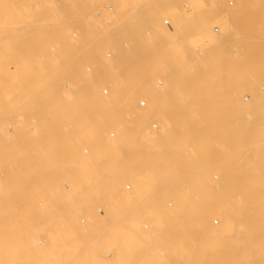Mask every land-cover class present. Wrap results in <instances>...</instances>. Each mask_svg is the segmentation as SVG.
<instances>
[{"label":"rangeland","instance_id":"1","mask_svg":"<svg viewBox=\"0 0 264 264\" xmlns=\"http://www.w3.org/2000/svg\"><path fill=\"white\" fill-rule=\"evenodd\" d=\"M61 1V3H57L58 5H63V7H64V4H65V1L63 0V2H64V4H62V0H60ZM83 1H86V3L85 2H83ZM116 1V2H115ZM131 1L132 0H67L66 2H67V4H68V8L66 7V11L68 12L69 10H70V13H71V17H69V19H68V17H66L65 18V21H66V23L64 22V27H63V30L64 29H66V30H64V33L66 34H62V35H64L63 37L61 36V38H59V40L58 39H55L56 37H57V31H55V29H58V28H62V27H52V24H54L53 22H52V20L54 21V18L52 17V16H54V13H55V11H54V13H53V9H55L56 10V8H58V7H54L53 6V4H55L54 2H55V0H1L0 1V11H2L0 14H2V13H4L3 14V16H1L2 18L4 17V19H0V24H3V25H0L1 27V29L3 30V31H5L4 33H2L3 35H1L0 37L2 38V36H3V39H1V41H0V49L3 51V52H5V51H10L11 53L13 52V55L15 56H13L14 57V59H11L10 61H11V63H12V68H11V70H12V72H15V70L19 73L18 75H17V72H15V74L14 73H12L11 72V74L10 75H8V76H1L0 75V84L2 85V86H0V128H1V130L3 131L2 133H4L3 135L1 134V132H0V140L2 141H0L1 143H0V150H2V152L0 153V155L2 156V154H4L6 151V153L4 154V155H6V156H8V159H3V160H6L7 161V163H9V159L11 160V162H12V159H13V162H12V164L13 165H11V167H10V169L12 168V166L13 167H15V168H18V169H16L15 170V172L13 171V169L11 170V172L9 173V168H8V170H6V167H4V169H1L0 168V177H1V180H4V182H1L0 181V183H1V185H0V195H1V197H0V199H1V201H0V204H2V205H0V214H2L1 216H0V221H1V223H5L8 227H10V229H12V228H16V227H20V226H22V225H26L27 223V225H31L30 227L29 226H26L27 228H29V230H27L26 231V229H23V230H25V232L24 233H22L21 231H20V235H16V241H13L11 238L13 237L12 235H10V234H6L5 236H4V240L7 242L6 243V248H5V250L7 251L8 249H10L11 247H10V245L8 246V244H16L18 247H20V248H18L20 251H30V250H39V249H32V248H36L37 247V245H36V243L37 242H46V241H49V238H47L46 236H48L47 235V233L49 232L50 234H52L53 235V233H54V235H56V234H58L57 236H61L58 232H57V230H55V231H52V230H50L49 231V227H50V225L48 226V224L47 223H50V221L48 220V218H47V216H45V215H49V214H53L54 215V213L52 212V213H49V212H47V211H50V210H52L50 207L52 206V208H53V205H51V203L53 204V203H55V201H53V200H50V201H48V198H44V199H46V200H44L42 197L43 196H39V194L37 195V196H39L41 199H43V201L41 200V201H39V198H38V201L36 200V199H34L35 198V195L38 193V191L36 190L37 189V183L39 182V181H41V179L43 180V178H47V175H48V178L46 179V181H45V179L43 180V181H45V183H42L43 184V186H44V189L46 188V190L47 191H42L43 190V187L42 186H40L41 184H40V182H39V184L40 185H38V186H40V188L42 187V189H40V188H38V190H39V192L41 193V194H44V193H54V195L55 196H58V198H60V199H64V196L66 197V195L67 194H65V193H68V191L70 192V193H68V195L67 196H69V198H71L70 196L72 195L71 193L73 192H75L76 194L78 193H80L82 190H75L74 188H76V189H83L84 187H86V186H89L88 185V183H87V180H86V169L87 168H85V160L87 159H85V156H86V154H87V151H86V149L87 148H89V146H91V145H88L87 144V141L89 140L88 138L90 137L89 136V134L88 133H86L85 131V134H84V136L87 134V136H89V137H87L86 138V136H85V138L87 139V141H86V139L83 137H80V136H83V134H81L80 135V129L82 130H85L84 128H85V126H84V123H85V117H86V112L88 113V112H90L89 110L91 109V112L93 113L94 112V114L95 115H97V117H98V121H97V126H98V128L100 129V131H102V133L103 134H105V136L102 134H99V138H100V142L101 143H98L99 145L100 144H102V146L100 145L96 150H95V153L97 152V154H98V151H99V156L98 155H96L95 156V159L94 160H96V159H98V161L100 162V161H108L109 159V161H113L114 159L115 160H117L116 159V157L117 156H120V153H118L117 154V150H116V147L119 149H123V147L125 146V148H124V150H122V151H125V150H127L128 151V146H130V145H126L127 143H125L124 144V146H123V144H121L122 143V141L123 140H125V136L122 138V136H123V133L122 132H124L125 130H126V128H125V130L123 131V129H124V127H125V125L123 126V123H124V121H125V123H126V118H123V116L122 115H120V112H121V109L120 110H117V108H115V105L114 106H111V108H107V106H102V104L100 105V106H102L103 108L105 107V108H107L106 110H104L102 107L100 108V106L98 105V107L96 106V108H98L97 109V111H96V109L95 110H93L92 111V108H89L88 106H90V105H87L86 104V94H93V95H99L100 97H102L103 95H105V93L107 94V92H104L105 90V88L104 87H106V86H104L103 84H101V88H100V91H96V89L93 87V85H92V83H93V79H91V78H89L90 77V74L88 75V73L85 71L84 72V67H85V65H86V61L84 62V60H82L83 58L86 60V53L89 51V48H90V50H92V49H98L97 51H100V55H101V57L103 58V61L104 62H106L107 64H106V66L109 64V63H112L111 65L112 66H115L114 65V63L116 64L118 61H119V59H118V57H116V53H114L115 51H114V49L116 50V48L118 47H116V45L118 44V38H119V36H120V31H122V33H123V30L121 29V27H117L118 25H116V23H115V21H111L110 19H106V16H102L101 18H103V19H101L99 16H101V13L102 12H106V13H108L109 12V10H110V12L109 13H112L111 11H113L114 10V12L113 13H115L116 11H120L123 7H127L128 9H130V5H132L133 3H136L138 0H134V1H132V3H131ZM140 1H142V0H139L138 2H140ZM183 1V0H182ZM218 3H220V5H221V8H220V14H219V16H217L212 22H211V27H209V37H208V39L205 41V42H203L202 44H198V43H187V44H185L186 46H185V48H182V49H184L183 51L185 52L184 53V59H182L180 62H179V60H177V61H175V59L174 60H172V55H170L171 57H170V59H169V56L167 57V59L165 60H159V61H162V62H164L165 63V65H167V66H165L164 65V63H162L160 66H159V64H160V62L159 61H156L155 63H153L152 65H151V67H154V68H151V67H149L148 68V70H147V73L148 74H151V80L150 81H152L151 83H152V85H154L153 83H155V86L157 87V88H160V89H162V90H166V89H168V93L169 92H171V91H173L174 89H173V83H174V81H177L178 83L180 82V76L181 75H186L188 78H189V81L191 82V85H193L194 86V88H193V90H194V95H193V97H194V99H198V101L199 102H197V105H199L198 107L199 108H201L202 110H195L194 111V115H192V122L194 123V125H195V129H193V131H192V135L190 136V137H188V138H186V139H183V137H179V139L178 140H174L173 141V146L178 150V152L177 153H180V154H182V156H181V161H182V163H183V165H184V167H183V165L182 166H180V168L179 169H177L174 173H171V176L172 177H170V179L174 182V183H168L169 185H171V186H173V187H178V188H180V187H186V190L187 191H184L185 193H187L188 192V190H190V189H188L187 187H191V189L194 187H208V188H210V189H212V192L214 193L213 194V201L214 202H216V204L214 203L213 205H212V207H211V210H214V211H211V210H209V213H213V215L211 214V217L208 215V220L210 219V222H207L208 220L205 218V222H203V224L202 225H205L204 223H212V224H214L213 226H212V224H207L208 225V228H209V226L212 228H219V227H228L229 228V230H228V235H229V239L231 240V237L233 236V235H235L234 237H235V241H237V242H240V240L242 241V239H241V237H242V232L240 233V231L239 230H241L242 231V226H243V224H245V221H244V218H245V214H246V212L248 213V211H250L248 214H254L255 212H258L259 211V206H257V202L259 201V199H260V201L258 202V204L260 203V202H262V199H264V193H263V189H264V180H262V179H264V26H263V24L260 22V21H257V19H258V16H257V11L256 12H254V8H256L257 7V5H264V0H236L237 1V3L234 5V6H230L229 5V1L230 0H216ZM59 2V1H58ZM90 2V3H89ZM110 2V3H109ZM124 3L125 5H123V6H121V3ZM127 2V3H126ZM180 2V3H179ZM53 3V4H52ZM77 3V4H76ZM93 3V4H92ZM95 3V4H94ZM105 3V4H104ZM109 3V4H108ZM120 3V4H119ZM24 4H25V6H24ZM57 4H55V6H58ZM71 4V5H70ZM89 4H90V6H92L91 8H90V6H89ZM116 4V5H115ZM177 4H179V7L180 8H182L181 6H180V4H181V1L179 0L178 1V3ZM70 5V6H69ZM104 5H106V6H104ZM118 5H120V6H118ZM222 5L224 6V7H222ZM238 5V6H237ZM53 6V7H52ZM113 6V7H112ZM117 6H118V8H117ZM236 6H237V8H236ZM2 7V8H1ZM82 7V8H81ZM83 7L85 8V9H83ZM120 7H121V9H120ZM60 8H61V6H60ZM101 8V9H100ZM112 8H114L113 10H112ZM253 8V9H252ZM119 9V10H118ZM124 9H126V8H124ZM252 9V10H251ZM6 10V13L4 12ZM47 12H46V11ZM91 10V11H90ZM96 10V11H95ZM98 10V11H97ZM116 10V11H115ZM9 11V12H8ZM23 11H25L26 12V14H25V12H24V14H22V12ZM40 11V12H39ZM49 11V12H48ZM101 11V12H100ZM20 12H21V14H20ZM38 12L40 13V15L38 14ZM42 12H44V14L42 13ZM51 12H52V14H51ZM93 12V13H92ZM95 12H98L100 15H97L96 16V14H94ZM105 12L103 13L104 15H105ZM164 12H166V11H164ZM164 12H162V14L164 13ZM10 13V14H9ZM14 13V14H13ZM15 13H16V15H15ZM17 13H19V14H17ZM42 13V14H41ZM47 13V14H46ZM69 13V12H68ZM72 13L74 14V15H72ZM77 13V15H83L82 17L80 16V18L77 16V15H75ZM107 14V15H109L110 16V14ZM112 13V14H113ZM169 13H170V11H169ZM168 13V11H167V14L166 13H164V17H162L163 19H168L169 17H171L170 16V14ZM222 13H223V15H227V14H230L228 17H231V16H233V18L235 17V19L237 20V21H239V22H245V21H250V24H251V27H230L229 25V27H224V25H226L227 23H226V21H225V17H223V16H221L222 15ZM253 13V14H252ZM28 14V15H27ZM94 16H93V15ZM102 14V15H103ZM169 14V15H168ZM239 14V15H238ZM249 16H248V15ZM9 15V16H8ZM17 15H19V19H18V16ZM24 15H26V16H28V17H25ZM29 15H31L32 17L30 18V16ZM48 15V16H47ZM86 15H87V17H86ZM91 15V16H90ZM167 15H168V17H167ZM241 15V16H240ZM7 16V17H6ZM41 16V17H40ZM44 16V17H43ZM92 16L93 17H98V18H100L99 19V21H98V18L96 19H92ZM23 17V18H22ZM25 17V18H24ZM49 17L51 18H53L51 21H50V19H49ZM74 17V18H73ZM77 17V18H76ZM242 17V18H241ZM6 18H8V21L9 22H7V20H6ZM20 18H21V20H20ZM43 18V19H42ZM82 18H84V19H86V20H84V19H82ZM87 18H89V22L87 21ZM240 18V19H239ZM25 19V20H24ZM71 19V20H70ZM74 19L76 20V19H81V20H78V21H83V23H81V22H79L78 23V21L76 20V22L74 21ZM256 19V21H254V20ZM69 20H70V22L71 21H73V23L71 22H69ZM94 20V21H93ZM101 20V21H100ZM107 20V21H106ZM170 20V19H169ZM240 20H242V21H240ZM253 20V21H252ZM1 21H3V23L1 22ZM18 21H19V23H18ZM23 21V22H22ZM48 21V22H47ZM91 21H93V23L91 22ZM96 21V22H95ZM5 22H6V24H5ZM42 22H43V24H42ZM49 22H51V24L49 23ZM85 22H87V23H85ZM90 22H91V24H90ZM99 22V23H98ZM101 22V23H100ZM107 22V24H105ZM113 23V25L115 26V27H113V25H111L112 23ZM9 23V24H8ZM11 23H13V25L11 24ZM31 23H33V26H32V24ZM44 25V27L41 25ZM78 25H76V24ZM80 23H81V25L83 24V25H85V27L84 26H80ZM97 23V24H96ZM104 23V24H103ZM109 23V24H108ZM170 23H171V21H170ZM20 24V25H19ZM21 24L23 25V31L25 30V32H24V35H23V37H24V39L23 38H21V36L19 35V33H20V29H21ZM49 26H48V25ZM69 24H70V26H69ZM118 24V23H117ZM172 24V23H171ZM246 24V23H245ZM255 24V25H254ZM31 25V26H30ZM39 25H41V26H39ZM88 25V26H87ZM107 25V26H106ZM260 25H262L261 27H260ZM2 26H4V27H7L6 29L8 30V31H6V30H4L5 28H2ZM33 28V31L34 30H38V32L41 34V29L40 28H42L43 29V31L45 32L46 31V35H40V37H42L43 38V40L42 41H39L38 43H35L34 44V42L32 43L31 42V40H28L27 38H29V39H31L32 37H31V35H30V37L28 36L29 35V32H32V30H31V28ZM37 28H36V27ZM80 26V27H79ZM93 26H95L94 27V29H93ZM171 26V25H170ZM218 26V28L220 29V32L219 33H216V32H214V27H217ZM253 26V27H252ZM9 27V28H8ZM14 29H13V28ZM18 27H20V28H18ZM29 27L30 28V30H29V28L27 29V28ZM83 27V28H82ZM89 27V28H88ZM90 27H92L91 29H92V32L94 31V34H95V36L92 34V32H89V31H91L90 30ZM108 27V28H107ZM17 28V29H16ZM45 28V29H44ZM49 28H50V30L52 31V32H50V30H49ZM85 28V29H84ZM113 28V29H112ZM119 28H120V30H119ZM144 28V27H143ZM169 27H167L166 28V30H168V31H170V30H176V29H178V28H180V27H170L169 29H168ZM261 28V29H260ZM1 29H0V32H1ZM9 29H11V30H9ZM19 29V30H18ZM28 31H27V30ZM40 29V30H39ZM46 29H48V30H46ZM54 29V30H53ZM87 29H89L88 30V33L90 34H88L87 33ZM146 29V28H145ZM145 29L143 30V33L145 32ZM212 31H211V30ZM19 31V33H18V31ZM22 30V29H21ZM62 30V29H61ZM59 31V32H62V31ZM86 31V33H85V31ZM119 30V31H118ZM165 30V29H164ZM173 30V31H174ZM261 30H262V33H261ZM10 31V32H9ZM43 31H42V33H43ZM97 31V32H96ZM113 31V32H112ZM118 31V32H117ZM250 31H251V33H250ZM22 32V31H21ZM50 32V33H49ZM55 32H56V34H55ZM77 32V33H76ZM112 34H111V33ZM116 32V33H115ZM254 32V33H253ZM74 33H76L77 35L76 36H74L75 34ZM82 33V34H81ZM113 33H115V35L117 34V36L118 37H114L113 36ZM120 33V34H119ZM254 35H253V34ZM38 34V33H37ZM44 34V33H43ZM52 34V35H51ZM53 34L54 35H56V37L54 38V36H53ZM79 34V35H78ZM84 34V35H83ZM112 35V36H110V35ZM212 34V35H211ZM259 34V35H258ZM5 35V36H4ZM9 35V36H8ZM39 35V34H38ZM94 36V38H93V36ZM145 35V36H144ZM144 35H142L143 36V40H147L146 38H148V36L144 33ZM243 35H245V36H243ZM248 35V36H247ZM35 36H36V33H35ZM35 36H33V39H34V37ZM44 36V37H43ZM59 36V35H58ZM82 36H84V37H82ZM86 36V37H85ZM92 36V37H91ZM98 36V37H97ZM102 36L104 37V39L102 38ZM243 36V37H242ZM259 36V37H258ZM6 37V38H5ZM26 37V38H25ZM39 36H37V37H35L36 39L38 38ZM48 37H50V38H48ZM74 37V38H73ZM76 37H78V39L76 38ZM100 37V38H99ZM42 38H39L40 40L42 39ZM52 38H54V39H52ZM65 38V39H64ZM83 38V39H82ZM90 38V39H89ZM107 38V39H106ZM111 38H112V41H111ZM145 38V39H144ZM251 38V39H250ZM257 38H259V39H257ZM21 39V40H20ZM75 39V40H74ZM81 39L82 40H85L86 42L84 43L83 42V45L85 44V47L84 48H86V46H87V48H88V51H87V48L85 49L86 51L84 52V50L81 48V47H83L82 46V41H81ZM87 39V40H86ZM94 39V40H93ZM97 39V40H96ZM99 39V40H98ZM102 39V40H101ZM114 39V40H113ZM260 39H263V41L261 40L260 41ZM77 40V41H76ZM101 40V41H100ZM259 40V41H258ZM37 41H38V39H37ZM62 41V42H61ZM88 41V42H87ZM93 41H95V42H93ZM115 41V42H114ZM208 41V42H207ZM25 42V43H24ZM109 42V43H108ZM28 43H31V44H28ZM41 43V44H40ZM53 43V44H52ZM56 43V44H55ZM90 44V45H88V44ZM26 44V45H25ZM33 44V45H32ZM47 44L48 45H50V46H47ZM52 44V45H51ZM76 44V45H75ZM78 44V45H77ZM116 44V45H115ZM22 45H25V46H22ZM36 45V46H35ZM41 45V46H40ZM202 47H201V46ZM28 47V49H27V47ZM35 48H34V47ZM38 46V47H37ZM53 46H55V47H53ZM74 46H75V48H77V46H79L77 49H74ZM81 46V47H80ZM93 46H95V47H92ZM97 46V47H96ZM189 46V47H188ZM23 47H24V50H23ZM33 47V48H32ZM49 47H50V49H49ZM52 47H53V49H52ZM102 47V48H101ZM19 48H20V50L21 51H24V54L26 53V51L28 52L29 50H30V54L29 53H27L26 54V57H24L23 56V59H24V64H22L23 66H24V68H22V70L20 69H18L17 70V68H16V65L18 66V67H21V66H19L20 65V63H19V60L17 59V58H20L19 57V55H18V53H20V56L22 55L21 54V52H18V51H20L19 50ZM36 48H38V50L36 49ZM80 48V49H79ZM196 48L199 50V48H200V52L201 53H199V51H197L196 50ZM256 48H257V50H256ZM27 49V50H26ZM34 49H36V52H35V50ZM45 49H46V51H45ZM49 51H48V50ZM100 49V50H99ZM32 50V51H31ZM33 50H34V52H33ZM62 51V53L64 54V56L60 53L61 51ZM71 50V51H70ZM81 50H83L82 51V54H81ZM119 50V48L117 49V51ZM232 50H233V52H232ZM236 50V54H234V51ZM42 51V52H41ZM44 51V52H43ZM69 53H68V52ZM73 51H75V52H78L79 51V54H81L80 56H82L83 58H81L80 56H79V58H76V57H78L77 55H79L78 53H74ZM224 52V51H226V54H229V56L230 57H232L233 59H236V61H237V59H240V61H242L243 62V64H241L240 65V67H238V68H236V70H234V72H233V70L232 69H230V68H228L227 66H223L222 65V63H220V60H221V58L222 57H220L219 58V55H220V53H222V52ZM252 51V52H251ZM32 52V53H31ZM39 52V53H38ZM67 52V53H66ZM72 52L74 53V55L76 56L75 58L77 59V61H76V59L74 58V60H72V58L74 57V55H72L71 56V54H72ZM108 52V53H107ZM114 53L113 55L112 54H110V53ZM260 52V53H259ZM23 53V52H22ZM36 55H35V54ZM37 53H38V55H37ZM65 53L67 54L66 55V57H65ZM85 53V54H84ZM102 53V54H101ZM9 55H12V54H10V53H8ZM29 54V55H28ZM34 55V56H32V55ZM69 54V55H68ZM105 54V55H104ZM107 54V55H106ZM108 54H110V56H108ZM203 54V55H202ZM18 55V56H17ZM41 55V56H40ZM198 55H200V56H198ZM51 58H50V57ZM71 58H70V57ZM113 56V57H112ZM118 56V55H117ZM202 56H205V58H204V60L202 61L201 60V58H202ZM10 57H12V56H10ZM12 57V58H13ZM47 57H48V59H47ZM198 57H199V59H198ZM50 58V59H49ZM68 58V59H67ZM81 58V59H80ZM213 58H215V59H213ZM21 59H22V56H21ZM30 59V60H29ZM39 59V60H38ZM42 59V60H41ZM54 59V60H53ZM109 59V60H108ZM112 59V60H111ZM114 59V60H113ZM118 61H117V60ZM68 60H69V63H68ZM170 60V61H169ZM246 60V61H245ZM19 63V65H18V63ZM53 61V62H52ZM74 61V62H73ZM80 61V62H79ZM111 61H113V62H111ZM117 61V62H116ZM168 61V62H167ZM175 62V63H173V62ZM210 61L211 62H213L214 64H210ZM26 62V63H25ZM70 62H72V63H70ZM166 62H167V64H166ZM171 64H170V63ZM246 62H248V63H246ZM17 63V64H16ZM31 63H32V65H31ZM73 63L76 65H74L75 66V68L73 67ZM77 63V64H76ZM80 64V66H81V68H83V69H81L80 67H79V64ZM156 63H159L158 65H156ZM172 63H173V66H172ZM28 64V65H27ZM245 64V65H244ZM71 65V66H70ZM82 65L84 66V67H82ZM110 64L107 66L108 68H110V66H111ZM156 65V66H155ZM220 65H222L221 66V71H219L218 70V67L220 66ZM242 65L243 66H246V67H242ZM250 66V67H252V68H250V70H248L249 68H248V66ZM22 66V67H23ZM60 66H61V68H60ZM69 66H70V68H69ZM111 66V67H112ZM161 66H165V67H168V68H164V67H162L161 68ZM175 66V67H174ZM36 67V68H35ZM42 67V68H41ZM255 67L257 68V69H255ZM259 67V68H258ZM263 67V68H262ZM39 68H41V69H39V72L37 71ZM53 68V69H52ZM79 68V69H78ZM171 68V69H170ZM248 68V69H247ZM32 69V70H31ZM43 69V70H42ZM60 69V70H59ZM78 70L77 72H76V70ZM151 69H152V71H151ZM244 69H247L248 71H246V70H244ZM14 70V71H13ZM42 70V71H41ZM52 70V71H51ZM70 70V71H69ZM75 70V71H74ZM83 70V71H82ZM252 70V71H251ZM256 70H258V71H256ZM26 71V73H24ZM30 71H31V73H30ZM35 71V72H34ZM149 71V72H148ZM151 71V72H150ZM250 71H251V73H250ZM49 72H50V74H49ZM53 72V73H52ZM74 72V73H73ZM82 74V75H84V77L80 74V73ZM262 72V73H261ZM23 74V76H22V74ZM70 73H73L74 74V76L72 75V74H70ZM77 73L79 74V75H77ZM84 73V74H83ZM86 73V74H85ZM233 73V74H232ZM30 74V75H29ZM33 74V75H32ZM147 74V75H148ZM17 75V76H16ZM51 77H50V76ZM70 75H72V76H70ZM82 77H81V76ZM217 75H219V76H217ZM31 76V77H30ZM33 76L35 77V78H33ZM53 76V77H52ZM77 76H80V77H77ZM38 77V78H37ZM47 77H49V78H47ZM148 77H150V76H148ZM30 78V79H29ZM39 78H40V80H39ZM34 79V80H33ZM37 79V80H36ZM46 79V80H45ZM23 80V81H22ZM76 81V84H75V81ZM159 80H161L163 83L162 84H158L159 82H157V81H159ZM2 81V82H1ZM21 81H22V83H21ZM27 83H26V82ZM32 81H33V84H32ZM39 81V82H38ZM40 81H41V83H40ZM19 82V83H18ZM37 82V83H36ZM79 82H80V84H79ZM157 82V83H156ZM30 83V84H29ZM70 83H74V85H69ZM10 84H11V86H10ZM26 84V85H25ZM40 84H43V85H40ZM157 84V85H156ZM18 85V86H17ZM25 86V87H28V88H25V90H24V88H22V86ZM77 85V86H76ZM78 85H80V86H78ZM37 86V87H36ZM154 86V87H155ZM2 87H4V88H2ZM12 87V88H11ZM15 87H17V88H15ZM19 87V88H18ZM21 87V88H20ZM34 87V88H33ZM82 87V88H81ZM7 88H8V90H7ZM14 88V89H13ZM30 88V89H29ZM38 88V89H37ZM43 88V89H42ZM1 89H2V91H1ZM5 89V90H4ZM17 89V90H16ZM21 89H23L24 90V92H26V90H31L32 92H33V95H32V92L30 91V93H28L29 92V90L27 91V94L26 93H24L23 92V90L21 91ZM35 89V90H34ZM80 89V90H79ZM11 90H13V92H11ZM10 93H9V92ZM39 91V92H38ZM40 91H41V93H40ZM46 91V92H45ZM175 91V90H174ZM200 92V95H198L197 94V92ZM166 92V91H165ZM14 93V94H13ZM20 93H21V95H20ZM168 93H164V95L166 96V97H170L171 96V94H168ZM3 94V95H2ZM8 94H11V95H8ZM39 94H40V96H39ZM148 94H149V92H148ZM148 94H142L139 98H138V100L139 101H141V99L142 100H147L146 102H148V97L146 98V95H148ZM5 95V96H4ZM6 95L8 96L7 98H5L6 97ZM36 95V96H35ZM178 96H180L179 94H177ZM178 96H175L176 98L178 97ZM39 97V98H38ZM3 98H5V99H3ZM17 98H18V100H17ZM34 98V99H33ZM36 98V99H35ZM42 98V99H41ZM146 98V99H145ZM14 99V100H13ZM30 99V100H29ZM13 100V101H12ZM9 101V102H8ZM12 101V102H11ZM15 101V102H14ZM23 101H24V103H23ZM26 101H28L27 103H26ZM32 103H31V102ZM35 101H37V102H35ZM40 101H43L42 103L40 102ZM7 102V103H6ZM21 102V103H20ZM6 103V104H5ZM35 103V104H34ZM39 105H41V107H40V105L39 106H37V104ZM139 102H136V105L134 106H132V108H130L131 110H134V111H137L138 112V110H140V109H138V108H136V107H138L137 106V104H138ZM2 104H3V106H2ZM19 107L20 106V104H23V105H21L19 108L16 106V105ZM27 104V105H26ZM169 106H171V107H176V106H179V107H181L182 106V104L181 103H177V102H175V103H167ZM5 105V106H4ZM37 106V108H35V106ZM87 105V106H86ZM146 105H149V103H146ZM197 105H195L196 107H197ZM29 106V107H28ZM31 106V107H30ZM34 106V107H33ZM13 107V108H12ZM44 107V108H43ZM57 107V108H56ZM87 107V108H86ZM91 107H94V106H91ZM109 107V106H108ZM182 107H186L187 108V106H185L184 104H183V106ZM115 109V111H113V110H111V109ZM210 108V109H209ZM219 108V109H218ZM220 108H222V109H220ZM225 108V109H224ZM12 109H13V111H12ZM18 109H21V110H18ZM25 109V110H24ZM58 109V110H57ZM87 109H89L88 111H87ZM101 109H103V110H101ZM213 111H212V110ZM260 109H262V110H260ZM31 110V111H30ZM100 110V111H99ZM111 111V113H110V111ZM260 110V111H259ZM42 111V112H41ZM104 111V113H102ZM119 111V113L117 114V112ZM202 111V112H201ZM206 111V112H205ZM211 111V112H210ZM42 113V114H40V113ZM44 112V113H43ZM106 112H108L109 114H106ZM112 112H116L115 114H113L112 116H111V114H112ZM187 112H188V110H187ZM201 113V114H199L198 115V113ZM204 112V113H203ZM14 113H16V114H14ZM19 113L21 114V115H19ZM58 114V113H60V114H58V115H56V114ZM102 113V114H101ZM122 114H123V110H122V112H121ZM125 113H126V111H124V115H125ZM197 113V114H196ZM205 113H207V114H205ZM213 113H215L216 114V116H214V114ZM221 113V114H220ZM241 115H240V114ZM100 114H101V116H100ZM116 114L118 115V117L116 116ZM205 114V116L203 117V115ZM213 115V117H212V115ZM255 114H257V115H255ZM42 117H41V116ZM54 115H55V118H54ZM103 115V116H102ZM197 115L199 116V117H197ZM236 115H238V116H236ZM19 116V117H18ZM61 116V117H60ZM105 116H107V117H105ZM112 117V118H110V117ZM116 118H115V117ZM120 116H122L121 117V120H124L123 121V123H122V121L120 120ZM208 116V117H207ZM236 116V117H235ZM243 116V117H242ZM248 117V118H246V117ZM258 116V117H257ZM105 117V118H104ZM109 117V118H108ZM124 117H126V116H124ZM201 117V118H200ZM210 117H211V119H210ZM239 117V118H238ZM242 117V118H241ZM257 117V118H256ZM57 118H58V120H57ZM101 118V119H100ZM104 118V119H103ZM107 118V119H106ZM114 118V119H113ZM123 118V119H122ZM150 118V120H156V122L158 121L159 122V116L157 115V113H154V114H152V116L151 117H149ZM149 118H147V119H145V120H147L148 122H150L149 124L146 122V121H144V122H146V126L144 125V130H147V131H145V132H148V133H145V134H153L154 133V131L156 132V130H158V129H155V128H148L147 126H150V124H152V123H154L155 122V120L154 121H150L149 120ZM152 118V119H151ZM158 118V119H157ZM200 118V119H199ZM214 120H213V119ZM234 118H236V119H234ZM245 120H244V119ZM251 118V119H250ZM17 119H18V121H17ZM42 119H43V121H42ZM59 119H60V122H59ZM198 119L200 120V121H198ZM203 119V120H202ZM210 119V120H209ZM218 119V120H217ZM234 119V120H233ZM242 121H241V120ZM250 119V120H249ZM37 120V121H36ZM39 120V121H38ZM202 120V121H201ZM229 120V121H228ZM230 120L232 121V122H230ZM244 120V121H243ZM249 120V121H248ZM255 121L254 123H253V121ZM257 120V121H256ZM43 122L42 124H41V122ZM49 121H50V124H49ZM55 121V122H54ZM197 121V122H196ZM212 121V122H211ZM228 121V122H227ZM238 121L240 122V123H238ZM248 121V122H247ZM259 121V122H258ZM263 121V122H262ZM40 122V123H39ZM54 122V123H53ZM213 123V128L215 129V130H213V129H211V124ZM3 123V124H2ZM20 123V124H19ZM58 123H60L59 125H61V126H59L58 128H64V130H65V133L61 130V129H57L56 127H54V126H58L57 124ZM113 123L114 124H116L115 126L113 125ZM118 123H119V125H118ZM121 123V124H120ZM216 125H215V124ZM238 125H237V124ZM248 123L250 124V125H248ZM13 124V125H12ZM35 124L37 125V126H35ZM41 124V125H40ZM45 124V126L43 127V128H41L40 126H43ZM228 124H230V125H228ZM242 124V125H241ZM246 124V125H245ZM40 125V126H39ZM50 125V126H49ZM114 127H113V126ZM199 125V126H198ZM3 128H2V127ZM38 126H39V130L40 131H42L43 133H44V131L46 130H48V132H46L45 131V135L44 136H46L47 134H50V136H51V138H52V140H51V138H50V136H47V137H44V136H42V134H41V132L40 133H38L36 130L38 129ZM120 126V127H119ZM207 126H209V127H207ZM228 126V127H227ZM231 126H232V128H231ZM239 126V128H237ZM19 127H21V128H19ZM111 127H113V128H111ZM244 127V128H243ZM262 127V128H261ZM35 128H36V130H35ZM53 129V132L52 133H50L52 130L51 129ZM62 128V129H63ZM122 129V131H121V129ZM206 128V129H205ZM228 128H229V131H228ZM231 128V129H230ZM235 128H237V129H235ZM43 129H45V130H43ZM50 129V130H49ZM56 129V130H55ZM111 129V130H110ZM113 129V130H112ZM149 129V130H148ZM204 129H205V131H204ZM209 129V130H208ZM219 129V130H218ZM220 129H221V131H220ZM241 129V130H240ZM245 131H244V130ZM61 130L62 131V133H61V131L59 132V131ZM106 130V131H105ZM115 130V131H114ZM119 130L121 131V138H119L120 137V133H119ZM154 130V131H153ZM208 132H207V131ZM231 130V131H230ZM238 130V131H237ZM243 130V131H242ZM250 130H252L251 132H250ZM263 130V131H262ZM34 131V132H33ZM36 131V132H35ZM54 131H56L57 133H54ZM80 131V132H79ZM103 131H105L107 134H109V132H111L112 133V131L113 132H115L114 134L116 135V137H115V135H114V137H112L110 134L108 135V136H106V133H104ZM108 131V132H107ZM118 131V132H117ZM211 131V132H210ZM215 131H216V134H215ZM217 131H218V133L220 134H218L217 133ZM232 131H233V133H232ZM84 132H81V133H84ZM153 132V133H152ZM209 132H210V135H209ZM230 132V134L229 135H226L227 133H229ZM240 132V133H239ZM242 132H245V133H242ZM260 132H262V133H260ZM11 133V134H10ZM54 133V135H51V134H53ZM60 133V134H59ZM212 133H214L213 135H212ZM63 134V135H62ZM202 134V136H200ZM218 134V135H217ZM239 134V135H238ZM243 134H245V135H243ZM11 137V140H9V136ZM32 135V136H31ZM41 136V139L42 140H45V141H43L42 142V140H39L40 139V136ZM56 135V137H54ZM60 135L61 136H64L65 137V139H64V141H63V137H61V139H60ZM80 135V136H79ZM215 135L216 136H218V137H215ZM242 135V136H241ZM260 135H263V136H260ZM2 136V137H1ZM17 137V139H16V137ZM55 138V139H57V140H55V142H54V139H53V137ZM109 136H111L112 138H110V139H108L107 137H109ZM228 136V137H227ZM239 136H241V137H239ZM250 136H252L253 138H251ZM257 136V137H256ZM9 137V138H8ZM15 139H14V138ZM35 137H36V139H38V141H36V139H35ZM49 137V138H48ZM82 138V139H80V138ZM105 139V141L103 140V138ZM118 137V138H117ZM250 137V138H249ZM7 138V139H6ZM36 141H34L33 139ZM47 140H49V141H47V143H49V145H46V139ZM98 138V137H97ZM98 138V139H99ZM102 138V139H101ZM236 138V139H235ZM240 138H242V139H240ZM247 138V139H246ZM7 141H5V140ZM13 139V140H12ZM85 139V140H84ZM113 139V140H112ZM119 141V143L116 141ZM123 139V140H122ZM231 140V139H233L232 141H229V140ZM246 139V140H245ZM256 139V140H255ZM8 140L10 141V143H8ZM51 140V141H50ZM61 141V144H58L59 143V141ZM102 140H103V143H102ZM121 140V141H120ZM243 140H245V142L243 141ZM4 141V142H3ZM14 141V142H13ZM30 141H32L31 143H30ZM41 141V143H44L45 145H46V147H39V146H41V143H39ZM57 141V142H56ZM62 141H63V143H62ZM107 141L109 142V143H107ZM114 141H116L115 143H114ZM254 141V142H253ZM12 142V143H11ZM38 142V143H37ZM51 142H52V144H51ZM110 142H112V143H110ZM124 142V141H123ZM229 142V143H228ZM232 142H233V144H232ZM238 142V143H237ZM241 142V143H240ZM250 142V143H249ZM261 142V143H260ZM3 143H5V144H3ZM9 145H8V144ZM54 143L55 144H57V146H60L59 148L58 147H56V145H54ZM243 143H246L245 145H243ZM250 145H249V144ZM252 143V144H251ZM38 144H40L39 146H38ZM50 144L52 145V147L55 149V150H53V151H49L50 149H48L47 147L49 146V147H51L50 146ZM104 144V145H103ZM105 144L106 145H110V146H105ZM113 144V145H112ZM119 144H121V147L120 146H118ZM230 144V145H229ZM22 145V146H21ZM36 145H37V147H36ZM45 145H43L42 144V146H45ZM227 145H229L228 147H227ZM246 145H248L249 146V148H247L248 146H246ZM255 145H257V146H255ZM260 145H261V147H260ZM2 146V147H1ZM7 146H10V147H7ZM31 146H34V147H31ZM158 145L157 144H155V143H152V142H149V141H145L144 143H142L141 145H140V147H142V148H140V149H148V148H156ZM231 146V147H230ZM236 146V147H235ZM246 146V147H245ZM6 148V150H4L5 148ZM87 147V148H86ZM102 147V148H101ZM106 147V148H105ZM109 147V148H108ZM112 147V148H111ZM243 147H245V148H243ZM256 147H257V149H256ZM2 148H4V149H2ZM11 148V150H9V149ZM37 149V151L36 150H34V149ZM39 148H41V149H43V150H41L43 153H40V150L38 151V149ZM45 148H47V151L48 152H46V149ZM101 148V149H100ZM115 148V149H114ZM229 148V149H228ZM238 148H240V150H241V152H240V150H238ZM253 150V151H251V149ZM258 148H260V149H258ZM8 149V150H7ZM32 149H33V151H32ZM57 149H59V151L57 150ZM98 149H100V150H98ZM157 149V148H156ZM247 149V150H246ZM254 149H256V150H258V152L259 153H257L256 152V150H254ZM4 150V151H3ZM24 150H25V152H24ZM98 150V151H97ZM121 150H119L120 152H121ZM231 150V151H230ZM249 150V151H248ZM262 150V151H261ZM15 151H16V153H15ZM19 151V152H18ZM35 151V152H34ZM61 151V152H60ZM89 151H90V153H89V155H88V157H89V159H92V158H94V156H93V154L91 155V153L92 152H94V151H92V147L91 148H89ZM88 151V152H89ZM92 151V152H91ZM127 151H126V153H127ZM200 151V152H199ZM230 151V152H229ZM236 151V152H235ZM244 151V152H243ZM246 151H248V154L246 153ZM4 152V153H3ZM24 152V153H23ZM31 152V153H30ZM32 152L34 153L33 155H34V157H33V155H32ZM56 152H58V153H60V154H62V155H60V154H58V155H60V156H56L57 154H56ZM149 151H145V152H143V153H148ZM232 152V153H231ZM240 152V153H239ZM18 153L20 154V155H18ZM27 153V154H26ZM30 153V154H29ZM49 155H48V154ZM52 153H54L53 155H52ZM125 152H123V153H121V155L122 154H124ZM187 154V153H189L190 155H192V156H197V157H195L194 159H193V162H192V164H190V163H187V160H186V158H184L183 157V155L184 154ZM258 154V156H256V154H255V156L253 155V154ZM260 153H262L261 154V156H260ZM16 154V155H15ZM23 154V155H22ZM24 154H26L27 156H25ZM41 155L42 157H43V155L42 154H44V157L43 158H41V156H40V158L37 156V155ZM199 154H201V155H199ZM230 154V155H229ZM234 156H233V155ZM23 157H22V156ZM32 155V156H31ZM91 155V156H90ZM117 155V156H116ZM240 155H243V156H240ZM247 155V156H246ZM252 156V158H251V156ZM14 156V157H13ZM19 156V157H18ZM20 156L22 157V158H20ZM28 156H29V158H28ZM56 156V157H55ZM97 156H98V158H97ZM114 156V157H113ZM124 156H125V154H124ZM201 156V157H200ZM228 156V157H227ZM249 156V159H250V161L247 159V157ZM253 156H254V158H253ZM11 157H12V159H11ZM87 157V156H86ZM91 157V158H90ZM108 157H110V158H108ZM112 157L114 158V159H112ZM200 157V158H199ZM229 157H231L230 159H229ZM236 158V160H235V158ZM258 157V158H257ZM261 157H262V159H261ZM15 158H17L16 159V161H15ZM31 158H32V160H31ZM33 158H35V159H33ZM36 158H37V160H36ZM108 160H107V159ZM242 158H244L243 160H242V162L240 161V159H242ZM25 159V160H24ZM40 159H42L41 161H42V163H43V159H44V161L45 162H47L46 164H43L42 166L40 165V164H42V163H39V162H41L40 161ZM198 160L200 163H201V165L200 166H198L200 163H198L197 164V162L198 161H196V160ZM19 160V161H18ZM28 161V164H25V162L27 163V161ZM35 160H36V163H37V161H38V164H36L35 163ZM58 161V165L59 166H62V167H59L58 168V166L56 165L55 166V164H54V161ZM88 160V159H87ZM253 160H255L254 162H253ZM256 160H257V162L259 163V162H261V163H263V165L261 164V163H259V165H257L258 163L256 162ZM21 162V164L22 163H24V165H22V166H24V167H22L21 165H20V163L18 164V162ZM31 161V162H30ZM97 161V160H96ZM138 162H141V161H143V163L145 162V160L144 159H140V160H137ZM239 161V162H238ZM3 162V161H2ZM1 159H0V165H1ZM14 162H15V164H16V166H15V164H14ZM33 162H34V164L37 166V169H38V172L35 170L36 169V166H34V164H33ZM44 162V163H45ZM247 162H249V163H247ZM250 162H252V163H250ZM3 163H6V162H3ZM7 163H6V165H7ZM186 163V164H185ZM237 163H239L240 164V166H238L239 164H237ZM10 164V163H9ZM68 164L69 165H73V166H75L74 167V169H69L68 168ZM203 164V165H202ZM235 164V165H234ZM26 165H27V167H29V168H27L26 167ZM38 165L39 166H41L42 168H40V167H38ZM44 165H47V167L46 166H44ZM231 165H232V167H231ZM245 165H248V166H246L245 167ZM255 165V166H254ZM261 165V166H260ZM8 167L10 166V165H7ZM33 166V167H32ZM112 166V165H111ZM110 166V167H111ZM237 166V167H236ZM257 166V167H256ZM20 167V168H19ZM26 167V169H27V171L28 172H30V173H28L27 171H26V169H24ZM46 167V168H45ZM55 167H57L58 169H56ZM197 167H199V168H197ZM238 167H240V169H238ZM247 167H250V168H248L247 169ZM23 168V169H22ZM30 168H31V170H30ZM39 168H40V170L42 169V170H45L46 172L47 171H49V172H47L46 174H45V172L43 171H39ZM45 168V169H44ZM255 168H257V170L255 169ZM22 169V170H21ZM253 169V170H252ZM254 169H255V171H254ZM114 170V169H113ZM243 170H245V171H243ZM250 170V171H249ZM251 170L253 171V172H251ZM2 171L3 172H5V173H2ZM7 171H8V173H7ZM24 171V172H23ZM26 171V172H25ZM34 171V172H33ZM112 171V170H111ZM111 171H109V172H111ZM115 171H117V170H115ZM127 171V170H126ZM237 171V172H236ZM247 171V172H246ZM257 171V172H256ZM14 172V173H13ZM19 172V173H18ZM22 172V173H21ZM33 172V173H32ZM42 172V173H41ZM100 172V171H99ZM108 172V171H107ZM130 172V173H129ZM129 174L126 172H124L123 171V173H122V175H123V178H122V175L120 174V172H118L117 174L119 175V177H118V175L115 177V175H114V171H113V173H111V174H107L108 175V178L110 179V178H113V177H115V178H113V179H115L116 180V182L118 183V180H119V182H123V184H121V183H119L118 185L117 184H115L116 182H113V185L115 184V185H117L119 188H118V190H120L121 192H123L124 193V189H125V187L127 188V186H125V184L126 183H129L130 184V187H131V189H134L133 191L132 190H130V188H128V189H126L125 190V193L124 194H128V196H130V195H132V194H135L133 197H128V200H126L125 199V202L122 200V202H124V203H121L119 206H118V204H119V202L118 203H116V205L113 207V200L112 201H110L111 200V198H109V196H107V194L109 195V192H107V190H105L106 192H104V190H103V192H104V194H102V195H100V193H102V191L101 192H99L97 195H95L96 193H94L93 191H91L92 193H94L93 195L96 197V199H95V197L91 194H89L90 195V199L88 200V202H86L87 204L86 205H84L83 206V203L85 202V201H83V198H86V196L85 197H82V193L79 195L81 198L79 199V200H81V201H79L78 200V198H79V196H77V200L79 201V203L80 202H82V204L81 205H78L77 203L78 202H76V201H74V202H76L74 205H72V207H70V208H67V210H69V212L67 213V216L65 215V211L66 210H63L64 211V215L66 216V217H68V219H70V220H72V222H77V221H79V222H81L80 220H82L83 218H82V216H81V214L83 215V216H86V218H89V215H91L90 213H88L89 211H91V209L90 210H88V207H90V205L91 206H93L92 207V211H93V208L96 206V208H98L99 209V211H97V209H95L94 208V210L95 211H93V215H91L90 217H95V215H97L98 213H99V215H101L102 214V217H98V215H97V217L95 218V220H91V218H89V219H87L86 220V218H84V220H86L87 222L84 224L83 222H81L80 223V225L81 226H83L84 225V227H88V228H85V230H84V228L82 227L81 228V230H80V232L82 233V234H84V232L86 231H88L87 232V234H89L90 232V230H91V232L92 231H95V235H93V233H90L91 234V236H87V234H84L85 235V237L83 236V235H81V233H80V235L81 236H83L81 239L79 238H77V236H74V237H72V236H70V230H69V228L68 229H65V230H63V236L65 237V239L63 240L62 239V241L63 242H65L66 244H70V245H66V247L65 246H60V245H62V244H60L59 245V243H60V241L57 239H55L57 242L55 243L56 245L58 244L59 245V247H58V245L55 247L54 246V248H59V249H61V251H64V250H72V249H76L75 251H76V254H79L82 250H83V248H85V247H83V246H89V248L88 249H90V245H94V244H96V241L99 239V241H97L98 243L96 244V245H99V244H102V245H99V246H97L99 249H101L102 247V249L101 250H98V254H96V255H99V256H95V254H94V256L95 257H93V258H91L92 256H90L91 254L93 255V251H95V253H96V251L97 250H92V249H94V247H92V249H91V254H90V251H88L87 250V252L86 251H82L83 252V258L82 257H80V262H82V263H80V262H78V263H80V264H96V263H100V262H98L99 260H100V258H101V256H103L101 259H107V257L109 258V260H112L113 258H115V256L117 255V253H118V251L120 250V248L122 247V246H124V241H132L133 240V243H134V245H132L133 247H134V249H135V251H136V249L138 250V247H136L135 248V246L136 245H140L139 247H141L140 249L142 250V247L143 246H145V243H147L148 244V242L149 241H146L147 239H149L150 240V243H149V245L151 244V243H154L155 241H157L158 243H156L155 242V244H157V245H160V247L158 246V248H155L156 246H155V244H152V247H151V249H153V251H151V253L153 252V254H155L154 255V258L152 259V260H156V261H152L150 258H148L147 260H151V261H147L146 262V264L148 263V264H153V263H158V264H165L166 262V260L168 261V259H170L171 260V256H169V258L167 259L166 257H168V255H167V252H168V250H167V245H166V243H167V239H165V238H163V233H162V229L164 228V225H163V219H164V217L166 216V213L165 214H163V215H161L162 217H159L160 218V221H158V223L159 224H162V226L163 227H161L160 226V228H162V229H159L160 230V232L162 233V235L160 236L159 234V238L157 239L156 238V236H153V237H155V239H157V240H155L153 237V239L155 240L154 242H151V240L153 241V239H151V237H149L150 235L152 236V234L155 232H152V230H154V228L157 226L156 225V223H157V218H158V214H157V211L155 212V211H153L152 210V205L149 207L148 206V202H150L149 203V205L150 204H153V203H155V200L157 199V198H155V197H160L159 195L161 194V197H160V201H158V199H157V202L155 203V204H157L158 203V205L160 204H162L163 206H161L162 208H166V206L168 207V205H169V202H170V204L172 205V207H171V205H169V207H170V209L171 210H176V208L178 209L180 206L179 205H175V204H177V203H180L181 204V202H182V200H180V198H181V196H179V195H181L182 193H180L179 191L181 190V192H182V190H185V189H178L179 191H178V193L176 192V188H174L175 189V192H174V190L173 189H171V192H170V194H168L167 192V194H165V192L164 191H158V190H156V193H154V192H151L152 194H147L146 192L148 191H146V190H144V191H146V192H142V191H137V190H135L137 187L139 188L140 186H138V183H139V185H142V180L140 179L141 177H139V179H140V181L138 180V179H136L135 180V182H133L131 179V177H135V178H137V176H133L135 173V171H133V170H129ZM132 172L134 173V174H132ZM188 172V173H187ZM241 172V173H240ZM12 173L14 174V176L12 175ZM16 173H17V175H16ZM24 173V174H23ZM30 174H36L35 176H37V177H35L34 178V176H32L33 178H34V180L36 179V178H38V179H40V180H38L37 179V181H36V186H33L32 184H35V183H33V182H35V181H31L32 180V177H30L31 178V183H30V181L28 180L29 179V175ZM101 173V172H100ZM106 173V172H105ZM166 174V171H163L162 170V172L161 173H156V175L154 176V177H150V181H151V183H153V185H155L156 187H159V186H163L164 188H165V186L166 187H168V185H166L167 184V181H166V176H165V174ZM239 173H240V176L241 177H243V179L239 176ZM244 173V174H243ZM253 173H254V175H253ZM2 174V175H1ZM7 174V175H6ZM19 174V175H18ZM20 174H22V175H20ZM28 176H27V175ZM41 174H44V175H46V177L44 176V175H42L41 176ZM96 174H99V173H96ZM250 176H249V175ZM255 174H258V175H261L262 174V178H260L258 175H256V177H255ZM8 175H10L12 178H10V176H9V179H7L8 178ZM27 177H26V176ZM38 175L41 177V178H39L38 177ZM131 175V176H130ZM135 175H137V174H135ZM246 175V177H248V178H246V177H244ZM18 176V177H17ZM22 176V177H21ZM31 176V175H30ZM96 177L98 176V175H95ZM110 176V177H109ZM129 176V177H128ZM215 176H217V177H215ZM253 176V177H252ZM3 177V178H2ZM25 177V178H24ZM249 177H251V180H250V178ZM254 177H255V179H257L256 181H255V179H254ZM5 178H6V180L8 181V180H11L10 181V183L11 184H9L8 182H6L5 181ZM18 178V179H17ZM21 178V179H20ZM99 178V177H98ZM117 178H118V180H117ZM127 178V179H126ZM131 178V179H130ZM220 178V179H219ZM239 178L240 179H242V181L241 180H239ZM258 178L260 179V181L258 180ZM25 179V180H24ZM120 179H121V181H120ZM134 179V178H133ZM216 179V180H215ZM14 180V181H13ZM22 180V181H21ZM28 180V181H27ZM111 180V179H110ZM114 180V181H115ZM123 180V181H122ZM130 180V181H129ZM213 180L214 181H216V183H218L219 182V185H220V187H219V185L217 184L216 185V183L214 182L213 183ZM247 180V181H246ZM249 180V181H248ZM43 181H41V182H43ZM98 180H94V184L97 182ZM111 181H113V180H111ZM110 181V182H111ZM132 181V182H131ZM253 181V183H254V181H255V183L253 184V183H251V182ZM262 181V182H261ZM23 182V183H22ZM49 182V183H48ZM132 184H131V183ZM250 182V183H249ZM3 183H5L6 184V186L8 187H5L4 188V185H3ZM134 183H137L136 185V188H135V186H134ZM210 183H213V184H211L210 185ZM258 183V184H257ZM9 186H8V185ZM111 184V183H110ZM121 184V185H120ZM251 184V187H253V186H260V188H258V193H257V189H255V187H253L252 188V190H248V189H251V187L250 186H248V185H250ZM33 187H32V186ZM112 185V184H111ZM126 185H128V184H126ZM131 185H133L134 187L132 188V186ZM150 185V184H149ZM3 188H2V187ZM171 186H170V188H171ZM214 186V187H213ZM250 187V188H248V187ZM256 186V187H257ZM261 186H262V188H261ZM31 187V188H30ZM99 187V186H98ZM124 187V188H123ZM143 187V186H142ZM141 187V188H142ZM146 187H149L148 185L146 186ZM150 187H152L151 185H150ZM162 187V188H163ZM172 187V188H173ZM216 187V188H215ZM1 188H2V190H4V191H2L1 190ZM11 188V190L13 191V192H11V190H8V189H10ZM30 188V189H29ZM34 188V189H33ZM122 188V189H121ZM141 188H139V190L141 189ZM193 188V189H194ZM217 188H221V189H218V190H215V189H217ZM248 188V189H247ZM7 189V190H6ZM74 189V190H73ZM215 191H214V190ZM32 190H33V192H32ZM250 192H252V191H254L255 190V192L256 193H253V198H252V193H248V191ZM262 190V193L260 192ZM8 191V192H7ZM9 191L11 192V195L13 196L15 193H16V197L15 196H13V198H12V200H10L9 201V195H10V193H9ZM31 191V192H30ZM35 191H37V192H35ZM97 191V190H96ZM126 191H127V193H126ZM131 191V192H130ZM150 191V190H149ZM169 191V190H168ZM173 191V192H172ZM191 191V190H190ZM189 191V192H190ZM42 192H44V193H42ZM83 192V194L84 193H86V191L85 190H83L82 191ZM118 192V191H117ZM134 192H136V193H134ZM139 192H141V194L139 193ZM157 192H158V194H157ZM184 192H183V195H184ZM192 192V191H191ZM260 192V193H259ZM3 193V194H2ZM9 195H8V194ZM36 193V194H35ZM74 193V194H75ZM132 193V194H131ZM137 193H139L138 195H136ZM142 193H143V196H142ZM147 195H146V194ZM164 193V194H163ZM238 193H241L243 196H241V194H239V196L237 195ZM35 194V195H34ZM40 194V195H41ZM65 194V195H64ZM71 194V195H70ZM147 196V198L145 197V195ZM154 194H155V196H154ZM172 194V195H171ZM174 194H176L175 196H174ZM260 194H262V196L260 195ZM11 195H10V199H11ZM27 195V196H26ZM33 195V196H32ZM89 195H87L88 197H89ZM100 195V196H99ZM142 196V198H141V200H140V202H138L139 201V199H140V197ZM163 195H164V198H163ZM168 197H166V196ZM169 195H170V197H169ZM182 195V196H183ZM255 195V196H254ZM259 196V197H256V196ZM7 196V197H6ZM26 196V197H25ZM31 196H32V198H33V200L31 199ZM36 196V197H37ZM84 196V195H83ZM140 196V197H139ZM173 196H174V198H173ZM178 196V197H177ZM225 197V198H221V197ZM241 196V197H240ZM75 197V196H74ZM98 197H99V199H98ZM101 197L103 198V197H106V199L104 198V200L103 199H101ZM153 198V200L152 199H150V198ZM176 197L178 198L177 200H176ZM243 197V198H242ZM7 200H5V199ZM14 198H16L17 199V201L18 200H20V201H16V199H15V201L14 202H11V201H13V199ZM69 198L67 199V197L65 198V200L67 201V203L69 202V201H71L72 200V198L69 200ZM109 200H108V199ZM132 198V199H131ZM135 198V199H134ZM137 198H138V201H137ZM150 199V200H148V202H147V199ZM163 198V199H162ZM166 198L169 200V202L166 200ZM234 198H237V200L236 199H234ZM29 199V200H28ZM33 201H31V200ZM52 199H53V197H52ZM95 199V200H94ZM218 199V201H216ZM225 199V200H224ZM243 199V200H242ZM257 200V202H254L255 200ZM4 200V201H3ZM75 200H76V198H75ZM84 200H86V199H84ZM91 200V201H90ZM92 200H93V202L95 203L96 201V203H103L104 202V204H93V203H91L92 202ZM99 200H101V201H99ZM133 200V201H132ZM138 202H136V201ZM143 200H145L144 202H143ZM193 200V199H191V196H190V199H188L187 201L188 202H190L191 203V201ZM219 200H220V202H222L223 200V202L221 203V204H223V203H225V204H223L222 206H221V204H220V206H221V208L220 207H218L219 206V204L218 203H220L219 202ZM241 200H242V202H243V204H241L242 202H241ZM253 200V201H252ZM25 201V202H24ZM30 201H31V203H30ZM35 201H37L36 202V204L34 203ZM53 201V202H52ZM62 201H64V200H62ZM103 201V202H102ZM120 201V200H119ZM127 201V202H126ZM11 202V203H10ZM15 202H17L16 203V205H12V204H14ZM21 202H22V205H19V204H21ZM65 202V201H64ZM108 202V203H107ZM115 202V201H114ZM136 202V203H135ZM143 202V203H142ZM147 203V205H146V203ZM152 202V203H151ZM163 202H165V203H163ZM174 202H176V203H174ZM187 202V203H188ZM256 203V204H254V203ZM34 203V204H33ZM38 203V204H37ZM66 203V204H67ZM70 203V202H69ZM90 203V204H89ZM107 203V204H106ZM110 203V204H109ZM135 203V204H134ZM167 203H168V205H167ZM174 203V204H173ZM183 203V202H182ZM227 203V204H226ZM249 203V204H248ZM253 203V204H252ZM56 204H57V202H56ZM64 204V203H63ZM65 204V205H66ZM77 204V205H76ZM85 204V203H84ZM93 204V205H92ZM125 206H124V205ZM137 204H139L140 206H141V204H144L142 207H141V209H140V206L139 205H137ZM218 204V205H217ZM246 204H248V207H247V205ZM263 204H264V200H263ZM263 204H261L263 207L261 208V206H260V209H261V211L263 212L264 211V205ZM6 205V206H5ZM98 205V206H97ZM106 205H107V207H106ZM112 205V206H111ZM123 205V207H122V209L120 208L121 206ZM129 205H131V206H133L131 209H130V207H128ZM137 205V206H136ZM154 205V204H153ZM216 205V206H215ZM241 205V206H240ZM242 205H243V208H246V209H243L242 208ZM251 205H253V206H251ZM254 205H256V206H254ZM1 206H3V207H1ZM25 206V207H24ZM56 206V205H55ZM54 206V207H55ZM86 206V207H85ZM88 206V207H87ZM103 206V207H102ZM147 206V207H146ZM177 206H179V207H177ZM228 206V207H227ZM251 206V207H250ZM108 208V210H109V213H110V211L112 212V210H110V207H111V209H112V207H113V209H116L114 212H116V215L114 216V219L116 220V222H117V224H116V222H114V221H110L111 220V218L113 217H109V216H107V209L106 208ZM119 207V208H118ZM135 207H137V208H135ZM155 207V206H154ZM157 207V206H156ZM176 207V208H175ZM224 207H226L227 209H225ZM250 207V209H248ZM2 208L4 209L5 208V210L6 211H4V210H2ZM48 208H50L49 210H48ZM56 208V207H55ZM87 208V209H86ZM126 209L125 210V212H127V213H122L123 211H124V209ZM145 210H144V209ZM149 208V209H148ZM158 208H160V207H158ZM173 208V209H172ZM208 208L209 207H207V212H206V214L208 213ZM216 208V209H215ZM219 208L221 209V210H219ZM222 208H224V209H222ZM120 209V210H119ZM128 209H130L131 211L129 212L128 211ZM134 209V210H133ZM142 210V211H139V210ZM148 209V210H147ZM161 209V208H160ZM179 209H181V208H179ZM178 209V210H179ZM210 209V208H209ZM242 209H243V211H242ZM256 209H258L257 211H256ZM263 209V210H262ZM2 210V211H1ZM54 210H56V209H54L53 208V211ZM62 210V209H61ZM85 210V211H84ZM87 210H88V212H87ZM79 211H83V212H79ZM91 211V212H92ZM134 213H133V212ZM137 211V212H136ZM150 211L152 212V213H150ZM164 211V210H163ZM211 211V212H210ZM223 211V212H222ZM242 211V212H241ZM40 212H42V214H40ZM48 214H47V213ZM51 212V211H50ZM55 212V211H54ZM88 213V214H86V213ZM98 212V213H97ZM129 212V213H128ZM144 212V213H143ZM239 212H241L240 214H239ZM96 213V214H95ZM120 213V214H119ZM122 213V214H121ZM131 213H133V214H131ZM142 213V214H141ZM150 213V214H149ZM221 213V214H220ZM228 213V214H227ZM45 214V215H44ZM95 214V215H94ZM124 214V215H123ZM128 216H127V215ZM131 214V215H130ZM153 214H154V216L156 217V219H155V221H154V216H153ZM155 214H157V215H155ZM216 214H218V215H216ZM243 214V215H242ZM28 215L30 216L29 218H28ZM105 215V216H104ZM113 215V214H112ZM121 215H122V217H121ZM134 215V216H133ZM138 215V216H137ZM142 215V216H141ZM152 215V216H151ZM165 215V216H164ZM218 217V216H221V217H219L220 219H218L216 216ZM3 216V217H2ZM116 216H118V217H120V218H117ZM127 216V217H126ZM133 217V219H132V217ZM136 216L138 217V218H136ZM140 216V217H139ZM147 216H148V218H147ZM164 216V217H163ZM212 216H215L214 218H216V219H214L213 221H214V223H213V221H211L212 219H213V217ZM6 217H8V218H6ZM124 217H125V219H127V222H128V220H129V218L128 217H130V221L132 220V221H134V222H136V224H135V226H133V223H132V230L134 231H131V233L133 234H135V236L137 235V234H139L140 233V235H139V238H140V236H141V232L143 231L142 230V228H143V226H145L144 227V231L146 230V229H150L151 231H148V230H146V234H148V235H146V234H144L143 235V232H142V236H141V238L140 239H142V240H140V239H138V236H136L135 238H137V244L134 242V239H132V237H131V239H125L124 238V235H126L127 236V233H129L130 231H128L129 230V228H128V225H127V223L125 224V222H126V220L124 219ZM135 217V218H134ZM151 217V218H150ZM207 217V216H206ZM225 217V218H224ZM243 217V218H242ZM27 218L29 219V221L27 220ZM140 218H142V219H140ZM146 218V219H145ZM159 218H158V220H159ZM165 218H167V216L165 217ZM175 218H177V217H175ZM174 218V219H175ZM6 221H5V220ZM10 219H11V221H10ZM23 219H26L25 221L23 220ZM114 219H112V220H114ZM119 219V220H118ZM144 219V220H143ZM148 219V220H147ZM49 222H48V221ZM53 220V219H52ZM99 221L100 222V224H103V225H101V227L100 226H95L93 229H91L92 227H90V222H93V221ZM101 220V221H100ZM124 220H125V222H124ZM138 220H139V222H138ZM140 220H141V222H140ZM153 220V221H152ZM168 219H166V221H167ZM176 220H178V219H176ZM219 220V221H218ZM243 220V221H242ZM12 221H15V222H12ZM20 221H22V222H20ZM32 223H31V222ZM45 221H47V223H44ZM90 221V222H89ZM107 221H110L109 223H111V224H109ZM121 221V223H119ZM123 221V222H122ZM218 221V222H217ZM242 221V222H241ZM18 222H19V224H21V225H19L18 224ZM26 222V223H25ZM99 222H98V225H99ZM103 222V223H102ZM106 222H107V224H106ZM143 222H145V224L143 223ZM146 222H148V225H147V223ZM174 222H176V221H174ZM217 222V223H216ZM25 223V224H24ZM54 222H52V224H53ZM119 223V224H118ZM127 225V226H123L122 228L120 227V225ZM129 223V222H128ZM131 223H130V228H131ZM138 223H140L138 226H137V224ZM141 223H142V225H141ZM153 223V224H152ZM166 222L164 221V224H165ZM216 223V224H215ZM242 224V226H241V224ZM44 224H46V225H44ZM106 224V225H105ZM153 225V228L151 229L150 228V225ZM176 224V223H175ZM177 224H178V221H177ZM176 224V225H177ZM45 226L44 228H49V229H47L48 230V232H46V234L44 235V228H43V226H42V228H40L39 226ZM55 225V224H54ZM96 225H97V223H96ZM154 225H155V227H154ZM217 225V226H216ZM5 226V225H4ZM7 226H6V228H7ZM47 226V227H46ZM114 226H116L115 228H114ZM117 226H119V228H117ZM142 226V227H141ZM240 228H239V227ZM25 226H24V228H26ZM33 227V230L32 229H30V228H32ZM37 229H36V228ZM73 227H75V229H78V227L77 226H75V225H73L72 226V228ZM90 227V228H89ZM98 227V228H97ZM106 227V229L107 230H104V228ZM108 227V228H107ZM111 227V228H110ZM113 227V228H112ZM125 227V228H124ZM140 229H139V228ZM147 227H149V228H147ZM152 227V226H151ZM178 227V226H177ZM238 227V228H237ZM244 227V226H243ZM21 228V227H20ZM23 228V227H22ZM38 228H40V229H42L43 231H37L38 230ZM95 228L97 229V230H95ZM135 228L137 229V231L135 230ZM236 228V229H235ZM245 228V227H244ZM9 229V228H8ZM51 229H53V227L51 226ZM55 229V228H54ZM99 229V230H98ZM115 229V230H114ZM124 231H123V230ZM165 229V228H164ZM46 230V229H45ZM100 230H101V232H100ZM102 230H103V232H102ZM109 230H111V232H108ZM158 230V231H159ZM238 230V231H237ZM11 231V230H10ZM32 231V232H31ZM99 232V233H101V234H99L98 233V235H100L99 237H98V235H97V232ZM107 231V232H106ZM118 231V232H117ZM122 231H123V233H122ZM135 231L136 232H138V233H135ZM163 231H165V230H163ZM244 231V230H243ZM7 232V231H6ZM26 232H28V234H26ZM42 232V233H41ZM53 232V233H52ZM85 232V233H86ZM124 232H127V233H124ZM7 233H10V232H7ZM14 233V232H13ZM16 233V232H15ZM17 233H18V231H17ZM56 233V234H55ZM109 233L111 234V235H109ZM113 233V234H112ZM119 233V234H118ZM149 233H150V235H149ZM152 233V234H151ZM239 233H240V235H239ZM21 234H24V235H21ZM239 236H238V235ZM15 235V234H14ZM44 235V236H43ZM101 235H105V236H101ZM107 235V236H106ZM114 235H116V237L114 236ZM148 237V238H146V236ZM154 235H156V233L154 234ZM22 236V237H21ZM62 236V237H63ZM97 236V237H96ZM125 236V237H126ZM133 236V235H132ZM53 237V236H52ZM87 237V238H86ZM89 237L91 238L90 240H89ZM92 237H95V238H92ZM103 237L105 238L104 240H103ZM112 237H113V240H112ZM145 238L144 240H143V238ZM163 238V239H161V238ZM53 239V241H55ZM88 239V240H87ZM94 239V241H92V244L91 243H89V241H91V240H93ZM100 239H101V241H100ZM106 239H107V241H106ZM124 239V240H123ZM165 239V240H164ZM96 240V241H95ZM109 240H111V241H109ZM61 241V242H62ZM104 241V242H103ZM142 242V243H140V242ZM93 242H95L94 244H93ZM102 242V243H101ZM76 243H78V244H80L81 243V245H82V249H81V246L79 247V245L78 244H76ZM88 243V244H87ZM103 243H104V245H103ZM131 242H129V244H130ZM209 244L208 245H213V243L214 242H211V241H209L208 242ZM38 244V243H37ZM76 244V245H75ZM85 244V245H84ZM90 244V245H89ZM129 244H128V246H129ZM136 244V245H135ZM143 244V245H142ZM260 244H263V243H261V241L260 242H258V245H260ZM38 246H41V244H39ZM74 246H76L75 248H74ZM132 246L131 247H129V249L130 250H132L133 248H132ZM211 246H209V247H211ZM9 247V248H8ZM60 247H62V248H60ZM65 247V248H64ZM101 247V248H100ZM116 249H115V248ZM149 247V246H148ZM195 247V246H194ZM194 247L192 248L193 250H194ZM13 248V247H12ZM150 248V247H149ZM148 248V249H149ZM187 248V247H186ZM186 248L184 249V251L186 250ZM189 249H187L188 250V252L189 251H192V249H191V247H188ZM49 249V248H48ZM96 249V248H95ZM133 249V250H134ZM144 249H146L145 247H144ZM150 249V250H151ZM161 249V250H160ZM162 249H165V250H163L162 251ZM178 249V248H177ZM191 249V250H190ZM198 249L199 248H195V250H197L198 251ZM12 250V249H11ZM53 250V249H52ZM115 250V251H114ZM141 250H138V251H141ZM150 250H149V252H150ZM180 250H183V248L182 249H179V250H177V251H179V252H181ZM55 252L56 251H58V250H54ZM60 250H59V253L61 252ZM144 251V250H143ZM155 251H156V253H155ZM160 251H161V253H160ZM164 251H165V254H163L164 253ZM85 252V253H84ZM102 252H104V254L102 253ZM147 252H148V250H147ZM178 252V253H179ZM183 252V251H182ZM196 252V251H195ZM64 253V252H63ZM102 253V254H101ZM141 253V252H140ZM158 253H160L159 254V257L157 256L158 255ZM177 253V254H178ZM191 253H194V252H191ZM62 254V252L60 253V254H58V255H61ZM106 254V255H105ZM109 254V256H107ZM142 254V253H141ZM140 254V255H141ZM152 254V255H153ZM176 254V256H175V258L173 257V262L176 260L177 261V263L176 262H174V263H176V264H180L179 263V260H178V257H181V254H179V255H177ZM101 255V256H100ZM144 254H142L141 256H143ZM147 255V254H146ZM151 255V254H150ZM151 255V256H152ZM194 254H192V255H188V258H187V260H186V262L185 263H187V262H191L192 261V259H193V257L195 256V255H197L196 257H198V260H199V258H203V260H202V258L200 259L202 262H200V261H197L198 263L197 264H199V262L200 263H202V264H212V262H211V260L209 261L208 259V261L206 260V258H204L203 256H201V255H199V254H195L194 256H193ZM75 256V255H74ZM104 256H106V257H104ZM112 256V257H111ZM140 256V257H141ZM160 256H163V257H161L160 258ZM54 257V256H53ZM57 257H59V256H55V258H57ZM67 257V256H66ZM86 257V258H85ZM99 258V260H98V258ZM139 257V258H140ZM147 257H148V255H147ZM158 257V258H157ZM191 257V258H190ZM85 258V259H84ZM91 258V259H90ZM95 258V259H94ZM112 258V259H111ZM139 258H137V261H136V264H138L139 262H141V260H143L142 258H144L145 259V257H141L140 258V260H139V262H138V259ZM152 258V257H151ZM156 258V259H155ZM184 257L182 256V258H179V259H181V261L180 262H182L184 259H183ZM190 258V259H189ZM84 260V262L83 261H81V260ZM188 259H189V261H188ZM194 259H196V258H194ZM206 261H205V260ZM160 260V261H159ZM191 260V261H190ZM197 260V259H196ZM88 261V262H87ZM204 261V262H203ZM91 262V263H90ZM160 262V263H159ZM194 262H196V261H192L191 263L192 264H196V263H194ZM210 262V263H209ZM174 263H170V264H174ZM139 264H141V263H139ZM142 264H145V262H143ZM214 264V263H213Z\"/></svg>","mask_w":264,"mask_h":264},{"label":"bare ground","instance_id":"2","mask_svg":"<svg viewBox=\"0 0 264 264\" xmlns=\"http://www.w3.org/2000/svg\"><path fill=\"white\" fill-rule=\"evenodd\" d=\"M1 1V0H0ZM59 1V2H58ZM65 1V4H64V2H63V0H62V4H64V7H63V5H58L59 3H61V1L60 0H55V4H57L58 6H55V4H53V6L54 7H58V8H56V10L55 9H53V13H54V11H55V13H54V16H52L53 18H54V21L52 20L53 18L51 17H49V19H50V21L52 20V22L54 23V24H52V27H62V28H58V29H55V31H57L58 33L56 34V32H55V34L57 35V37H56V35H54L53 34V36H54V38L55 39H58L59 40V38H61V36L63 37L64 35H62L63 33H64V30H66V29H64L63 30V27H64V22L66 23V21H65V18L66 17H71V13H70V10L67 12L66 10V7L68 8V4H67V0H64ZM79 1V0H78ZM99 1V0H98ZM123 1V0H122ZM129 1V0H128ZM132 1H134V0H132ZM132 1H131V3H132ZM136 1V0H135ZM134 1V2H135ZM139 1V0H138ZM136 2V3H133L132 5H130L131 7H130V9H128L126 6L125 7H123L122 9H121V7H120V11H116L115 13H113L114 12V8H112V10L113 11H111L112 13H109L110 12V10H109V14H110V16L109 15H107L108 13H106L105 11V15L103 14L104 12H102L101 13V16H99L100 18L103 16H106V19H110L111 21H115V23H116V25H118L117 27H121V29L123 30V33H122V31H120V36H119V38H118V44L116 45V50L114 49V53H116L117 55H116V57H118V59H119V61L115 64L114 63V65L115 66H112L113 64L112 63H109L111 66H110V68H108L107 66L109 65H107L106 66V62H104L103 61V58L101 57V55H100V51H97L96 49H92V50H90V48H89V51H88V48H87V46H86V48H87V53L85 54L86 55V60L82 57V56H80L81 54H82V51L84 50V52L86 51L85 49L86 48H84L85 47V44L83 45V42L85 43L86 41L85 40H82L81 39V41H82V46L83 47H81L83 50H81V54H79V51L78 52H75V51H73L74 53H78L79 55H77L78 57H76L75 55H74V53L72 52V54H71V56L72 55H74V57L72 58V60H74V58L76 57V58H79V56L81 57V58H83L82 60H84V62L86 63V65H85V67L82 65V67H84L85 69H84V72L86 71L87 73H88V75L90 74V77L89 78H91V79H93L94 81H93V83H92V85H93V87L96 89V91L98 90V91H100V88H101V84H105L104 86H106V87H104L105 89V91L104 92H107V94L105 93V95H103L102 97H100L99 95H93V94H86V104L87 105H90V106H88L89 108H92V111L93 110H95L96 109V111H97V109L98 108H96V106L98 107V105L100 106L101 104H102V106L104 105V106H107V108H111V106H114L115 105V108H117V110H120L121 109V112H122V110H123V114L120 112V115H122L123 116V118H126V123H125V121L124 120H121V117L122 116H120V120L122 121V123H123V121H124V123H123V126L125 125V127H124V129H123V131L125 130V128H126V130L124 131V132H122L123 133V136H122V138L125 136L126 138H125V140H123L122 141V143L121 144H123V146H124V144L125 143H127L126 145L128 146V145H130V146H128V151L127 150H125V151H122V150H124V148H125V146L123 147V149L121 150L120 148L118 149L117 147H116V150H117V154L118 153H120V156H117L116 157V159L117 160H115L113 157H112V159H114L113 161L111 160V161H109L107 158V160L108 161H98V159H96V160H94L95 159V156L96 155H98L99 154V151L98 150H100V149H98L97 151H98V154H97V152L95 153V150L101 145L102 146V144H98V143H101L100 141V138H99V134H101L102 133V131H100V129L98 128V126H97V121H98V117H97V115H95L94 114V112L92 113L91 112V109L89 110V109H87V111L89 110L90 112H86V117H85V123H84V126H85V130H81L80 129V131L81 132H86V133H88L89 134V136H87V134L85 135L86 136V138L87 137H89L88 139V141H87V139L85 138V136H84V134H85V132L84 133H81L80 131V135L81 134H83V136H80V137H84L85 139H86V141H87V144L88 145H91V146H89V148H91L92 147V151H94V152H92L91 153V155L93 154V156H94V158H92V159H89V157H88V155H89V153H90V151H89V148H87L86 149V151H87V154H86V156H85V168H87L86 169V180H87V183H88V185L89 186H86V187H84L83 189H76V188H74L75 190H85L86 191V193H84L83 194V192L81 191H79L80 193L78 194H76L75 192V194L72 192L70 195V197L72 198V200L71 201H69L68 203H67V201L65 200V198L67 197V199L69 198V196H67L68 195V193H70L69 191H68V193H65V194H67L66 195V197L64 196V199H60V198H58V196H55L54 195V193H44L45 191H47L46 190V188L44 189V186H43V184L42 183H45V181H46V179L48 178V175H47V178H43V180L45 179V181H43L42 179H41V181H43V182H41V181H39L40 182V184H39V182L37 183L38 185H40V186H42L43 187V190L42 191H44V192H42V193H44V194H41L40 192H39V190H38V188H40V186H36V181H37V179L38 178H36L35 180H34V178L35 177H37V176H35L36 174H28V173H30V172H28L27 171V169H26V167H27V165H26V167L24 168V169H26V171L28 172L27 174L29 175H27L28 177H29V181L31 180V178L30 177H32V176H34V178L32 177V182L33 181H35V182H33V183H35V184H32L33 186H36L37 187V191H38V193L35 195V198L34 199H36L37 201H38V198H39V201H43V199L44 198H48V201H50V200H53V201H55V203H51V205H53V208L54 209H56V210H54L53 211V208H52V206L50 207L52 210H50V211H47V212H49V213H54V215L53 214H49V215H45V216H47V218H48V220L50 221V223H47V221H45L44 223H47L48 224V226L50 225V229L49 228H44L45 226H43V230H44V232L46 231V232H48V230L47 229H49V231L50 230H52V231H55V230H57V232L61 235V236H57L58 234H56V235H54V233H53V235L52 234H50L49 232L47 233V235L48 236H46L47 238H49V241H46V242H37L36 243V245H37V247L36 248H32V249H39V250H30V251H20L18 248H20V247H18L16 244H8V246L10 245V249H8L7 251L5 250V248H6V241L4 240V236L6 235V234H10V235H12L13 237L11 238L13 241H16V235H20L19 233H20V231L22 232V233H24L25 232V230H23V229H26V231L27 230H29V228H27L26 226H29V225H22V226H20V227H14V228H12V229H10V227H8L5 223L3 224V223H1V221H0V264H80V263H82V262H80V257H82L84 254H83V250L84 251H86L87 252V250L88 251H90V254H91V249H92V247H94V249H92V250H101V249H99L97 246H99V245H102V244H99V245H96L98 242L97 241H99V239L96 241V244H94L95 242H93V246L92 245H90V249H88L89 248V246H83V247H85V248H83V250L79 253V254H76V249H72V250H64V251H61V249H57V248H54V246L56 247L57 245L55 244L57 241V239L60 241H62V239L64 238L65 239V237L63 236V230H65V229H68L69 228V230H70V236H72V237H74V236H77V238L79 239H81L83 236L85 237V235L84 234H87V232L85 233L84 232V234H82L81 232H80V230H81V228L83 227L84 228V230H85V228H88V227H84V225L83 226H81L80 225V223L81 222H83L84 224L87 222L86 220L87 219H89V218H91V220L93 219V220H95V218L97 217V215H98V217L100 216V217H102V214L101 215H99V213L97 214V215H95V217H90L91 215H93L92 213H93V211H95L94 210V208L95 209H97V211H99V209L98 208H96V206L93 208V211H92V207L93 206H91L90 205V207H88V210H90L91 209V211H89L88 212V210H87V212L88 213H90L91 215H89V218H86V216H83L82 214H81V216H82V220H80L81 222H79V221H77V222H72V220H70V219H68V217H66L67 216V213L69 212V210H67V208H70V207H72V205H74L76 202H78L77 204L78 205H81L82 204V202L83 201H85L84 203H83V206L84 205H86L87 203L86 202H88V200L90 199V195L92 194H94V193H96L95 195H97L99 192H101L102 191V193H100V195H102V194H104V192H106L105 190H107V192H109V195L107 194V196H109V198H111V200L110 201H112L113 200V207L116 205V203H118L119 202V204H118V206L121 204V203H124L125 202V199L126 200H128V197H133L135 194H132V195H130V196H128V194H124L125 193V190L126 189H128V188H130V190H134V189H131V187H130V184L129 183H126V184H128V185H126L125 184V186H127V188L125 187V189H124V193L123 192H121L120 190H118V184L119 183H121V184H123V182H119V180H118V178H117V180H118V183L116 182V180L115 179H113V178H115L118 174V172H120V174L122 175V173H123V171L126 173H128L129 172V170L131 169V170H133V171H135L134 173L135 174H137V175H135L133 172H132V174H134L133 176H137V178H135V177H131L130 179L133 181V182H135V180L136 179H138L139 181H140V179L142 180L141 182H142V185H139V183H138V186H140L139 188H141L142 186V188L139 190V188L137 187L136 188V184L137 183H134V186H135V190H137V191H142L143 193L144 192H146L147 190V194H152L151 192H154V193H156V190H158V191H160L161 189V191H164L165 192V194H170V192H171V189H173L174 190V192H175V189L174 188H176V187H173V186H171V185H169L168 183L170 182V183H174L171 179H170V177H172L171 176V173H174L177 169H179L180 168V166H182L183 165V163H182V161H181V156H182V154H180V153H177L178 152V150L173 146V141L174 140H178L179 139V137H183V139H186V138H188V137H190L191 135H192V131H193V129H195V125H194V123L191 121L192 120V115H194V111L195 110H202L201 108H199L198 106L199 105H197V102H199L198 101V99L196 98V99H194V97H193V93H194V90H193V88H194V86L193 85H191V82L189 81V78L186 76V75H181L180 76V82L178 83L177 81H174V83H173V89L175 90H173V91H171V92H167L168 91V89H166L165 91L164 90H162V89H160V88H157L156 86H155V83H153L154 85H152V81H150L151 79V74H148L147 73V70H148V68L149 67H151V65L153 64V63H155L156 61H159V60H166L167 59V57L169 56V59H170V55H172V60H174L175 59V61H177V60H179V62L182 60V59H184V49H182V48H185V44H187V43H200V44H202L203 42H205L207 39H208V37H209V27H211L210 25H211V22L217 17V16H219V14H220V8H221V5H220V3H218L216 0H180L181 1V4H180V6L182 7V8H180L179 7V4H177L178 3V1L179 0H142V1H140V2ZM57 2V3H56ZM83 2H85L86 3V1H83ZM116 2V1H115ZM90 3V2H89ZM110 3V2H109ZM108 3V4H109ZM121 3V2H120ZM119 3V4H120ZM127 3V2H126ZM180 3V2H179ZM77 4V3H76ZM93 4V3H92ZM95 4V3H94ZM105 4V3H104ZM71 5V4H70ZM69 5V6H70ZM116 5V4H115ZM123 5H125L124 3H121V6H123ZM230 5V4H229ZM24 6H25V4H24ZM52 6V7H53ZM60 6H61V8H60ZM89 6H90V4H89ZM104 6H106V5H104ZM118 6H120V5H118ZM118 6H117V8H118ZM231 6V5H230ZM238 6V5H237ZM237 6H236V8H237ZM92 6H90V8H91ZM113 7V6H112ZM222 7H224L223 5H222ZM2 8V7H1ZM82 8V7H81ZM124 8H126V9H124ZM83 9H85L84 7H83ZM101 9V8H100ZM253 9V8H252ZM251 9V10H252ZM255 10H254V12H256L257 11V16H258V19H257V21H260L262 24H263V26H264V5H257V7L256 8H254ZM1 10V9H0ZM119 10V9H118ZM46 11V10H45ZM91 11V10H90ZM96 11V10H95ZM98 11V10H97ZM164 11H166V12H164ZM167 11H168V13H169V11H170V16L171 17H169L168 19H163L162 17H164L166 14H167ZM2 11H0V13H1ZM5 13H6V10L4 11ZM9 12V11H8ZM22 12V11H21ZM21 12H20V14H21ZM24 12L25 11H23L22 12V14H24ZM40 12V11H39ZM38 12V14L40 15V13ZM47 12V11H46ZM49 12V11H48ZM101 12V11H100ZM162 12H164V13H166L165 15H164V13L162 14ZM43 14H44V12H42ZM41 13V14H42ZM93 13V12H92ZM97 13V14H96ZM3 14L4 13H2V14H0V19L2 18L1 16H3ZM10 14V13H9ZM14 14V13H13ZM17 14H19V13H17ZM25 14H26V12H25ZM47 14V13H46ZM51 14H52V12H51ZM94 14H96V16L97 15H100L98 12H95ZM103 14V15H102ZM168 14V15H169ZM253 14V13H252ZM5 15V14H4ZM15 15H16V13H15ZM28 15V14H27ZM53 15V14H52ZM72 15H74L73 13H72ZM75 15H77V13L75 14ZM93 15V14H92ZM164 15V16H163ZM168 15H167V17H168ZM230 14H227V15H223V13H222V15L221 16H223V17H225L224 19H225V21H226V25H224V27H251V24H250V21H245V22H239V21H237L236 19H235V17L233 18V16H231V17H228ZM239 15V14H238ZM248 15V14H247ZM9 16V15H8ZM18 16V19H19V15H17ZM25 17H28V16H26V15H24ZM30 16V18L32 17L31 15H29ZM48 16V15H47ZM79 18H80V16L82 17L83 15H77ZM91 16V15H90ZM94 16V15H93ZM92 16V19L94 18H98V17H93ZM241 16V15H240ZM249 16V15H248ZM7 17V16H6ZM24 17V18H25ZM41 17V16H40ZM44 17V16H43ZM69 17H68V19H69ZM86 17H87V15H86ZM23 18V17H22ZM29 18V17H28ZM72 18V17H71ZM74 18V17H73ZM77 18V17H76ZM100 18H98V21H99V19ZM242 18V17H241ZM2 19H4V17L2 18ZM43 19V18H42ZM82 19H84V18H82ZM101 19H103V18H101ZM170 19V20H169ZM240 19V18H239ZM6 20H7V22H9L8 21V18H6ZM20 20H21V18H20ZM25 20V19H24ZM71 20V19H70ZM70 20H69V22H70ZM77 21L78 20H81V19H76ZM76 20L74 19V21L76 22ZM84 20H86V19H84ZM91 20V19H90ZM89 20V18H87V21L89 22L90 21ZM254 20V19H253ZM252 20V21H253ZM94 21V20H93ZM93 21H91L92 23H93ZM101 21V20H100ZM107 21V20H106ZM170 21H171V23H170ZM240 21H242V20H240ZM254 21H256V19L254 20ZM2 23H3V21H1ZM23 22V21H22ZM48 22V21H47ZM72 23H73V21H71ZM70 22V23H71ZM79 22H81V21H78V23ZM91 22H90V24H91ZM96 22V21H95ZM18 23H19V21H18ZM50 24H51V22H49ZM81 23H83V21L81 22ZM81 23H80V26H84L85 27V25H81ZM85 23H87V22H85ZM99 23V22H98ZM101 23V22H100ZM112 23V22H111ZM118 23V24H117ZM246 23V24H245ZM5 24H6V22H5ZM9 24V23H8ZM12 25H13V23H11ZM32 24V26H33V23H31ZM41 24V23H40ZM42 24H43V22H42ZM41 24V25H42ZM49 24V25H50ZM76 24V23H75ZM94 24V23H93ZM97 24V23H96ZM104 24V23H103ZM105 24H107V22L105 23ZM109 24V23H108ZM0 25H3V24H0ZM20 25V24H19ZM41 25H39V26H41ZM48 25V24H47ZM48 25V26H49ZM77 25V24H76ZM79 25V24H78ZM77 25V26H78ZM92 25V24H91ZM111 25H113V23L111 24ZM115 25V26H116ZM171 25V26H170ZM229 25V26H228ZM255 25V24H254ZM31 26V25H30ZM29 26V27H30ZM43 27H44V25H42ZM69 26H70V24H69ZM79 26V27H80ZM88 26V25H87ZM107 26V25H106ZM114 25H113V27H115ZM262 25H260V27H261ZM1 27V26H0ZM28 27V28H29ZM36 27V26H35ZM71 27V26H70ZM94 27L95 26H93V29H94ZM144 27V28H143ZM167 27H180V28H178V29H176V30H170V31H168V30H166V28ZM253 27V26H252ZM2 28H5L4 30H6V31H8L6 28L7 27H4V26H2ZM9 28V27H8ZM13 28V27H12ZM18 28H20V27H18ZM27 28V27H26ZM27 28V29H28ZM31 28V27H30ZM30 28H29V30H30ZM37 28V27H36ZM83 28V27H82ZM89 28V27H88ZM92 27H90V30L91 31H89V32H92V29H91ZM108 28V27H107ZM146 28V29H145ZM168 28V29H169ZM1 29V28H0ZM14 29V28H13ZM17 29V28H16ZM22 29V30H21ZM21 29H20V33H19V29L17 30L18 31V33H19V35L21 36V38H23L24 39V37H23V35H24V32H25V30L23 31V25L21 24ZM26 29V30H27ZM41 29V34L38 32V30L36 29V30H34L33 31V28H31V30H32V32H29V37H30V35H31V39H29V38H27L28 40H31V42L33 43L34 42V44L35 43H38L39 41H42L43 40V38L42 37H40V35H46L45 33H46V31L44 32L43 31V29L42 28H40ZM39 29V30H40ZM45 29V28H44ZM63 31H62V30ZM85 29V28H84ZM113 29V28H112ZM145 29V34L148 36V38H146L147 40H143V36L142 35H144V33H143V30ZM165 29V30H164ZM261 29V28H260ZM264 29V28H263ZM9 30H11V29H9ZM46 30H48V29H46ZM49 30H50V28H49ZM54 30V29H53ZM62 31V32H59V31ZM88 30L89 29H87V33H88ZM119 30H120V28H119ZM118 30V31H119ZM211 30V29H210ZM22 31V32H21ZM28 31V30H27ZM42 31H43V33H42ZM85 31V30H84ZM117 31V32H118ZM212 31V30H211ZM5 31H3L2 29H1V32H0V34L1 35H3L2 33H4ZM10 32V31H9ZM50 32H52L51 30H50ZM49 32V33H50ZM97 32V31H96ZM113 32V31H112ZM214 32H216V33H219L220 32V29L218 28V26L217 27H214ZM264 32V31H263ZM35 33H36V36H35ZM39 35H38V34ZM77 33V32H76ZM76 33H74L75 35L74 36H76L77 34ZM85 33H86V31H85ZM111 33V32H110ZM116 33V32H115ZM115 33H113V36L114 37H118L117 36V34L115 35ZM250 33H251V31H250ZM254 33V32H253ZM252 33V34H253ZM261 33H262V30H261ZM65 34V33H64ZM82 34V33H81ZM89 34V33H88ZM92 34L95 36V34H94V31L92 32ZM112 34V33H111ZM0 35V36H1ZM52 35V34H51ZM59 35V36H58ZM66 35V34H65ZM79 35V34H78ZM84 35V34H83ZM90 35V34H89ZM92 35V36H93ZM110 35V34H109ZM212 35V34H211ZM254 35V34H253ZM259 35V34H258ZM5 36V35H4ZM9 36V35H8ZM33 36H35V37H37V36H39L37 39H38V41H37V39L34 37V39H33ZM47 36V35H46ZM91 36V37H92ZM94 36H93V38H94ZM110 36H112V35H110ZM112 36V37H113ZM145 36V35H144ZM243 36H245V35H243ZM242 36V37H243ZM248 36V35H247ZM44 37V36H43ZM82 37H84V36H82ZM86 37V36H85ZM98 37V36H97ZM259 37V36H258ZM1 38V37H0ZM6 38V37H5ZM26 38V37H25ZM39 38H42L41 40L39 39ZM48 38H50V37H48ZM54 38H52V39H54ZM74 38V37H73ZM77 39H78V37H76ZM100 38V37H99ZM102 38L104 39V37L102 36ZM1 39H3V36H2V38ZM1 39H0V41H1ZM65 39V38H64ZM80 39V38H79ZM78 39V40H79ZM90 39V38H89ZM95 39V38H94ZM93 39V40H94ZM107 39V38H106ZM145 39V38H144ZM251 39V38H250ZM257 39H259V38H257ZM21 40V39H20ZM75 40V39H74ZM87 40V39H86ZM97 40V39H96ZM99 40V39H98ZM102 40V39H101ZM100 40V41H101ZM105 40V39H104ZM114 40V39H113ZM263 41V39H260V41ZM77 41V40H76ZM111 41H112V38H111ZM259 41V40H258ZM62 42V41H61ZM88 42V41H87ZM93 42H95V41H93ZM113 42V41H112ZM115 42V41H114ZM208 42V41H207ZM25 43V42H24ZM109 43V42H108ZM28 44H31V43H28ZM41 44V43H40ZM53 44V43H52ZM51 44V45H52ZM56 44V43H55ZM88 44V43H87ZM26 45V44H25ZM25 45H22V46H25ZM33 45V44H32ZM76 45V44H75ZM78 45V44H77ZM88 45H90V44H88ZM36 46V45H35ZM41 46V45H40ZM47 46H50V45H48L47 44ZM201 46V45H200ZM27 47V46H26ZM34 47V46H33ZM32 47V48H33ZM38 47V46H37ZM53 47H55V46H53ZM53 47H52V49H53ZM79 46H77V48H78ZM92 47V46H91ZM93 47H95V46H93ZM92 47V48H93ZM97 47V46H96ZM189 47V46H188ZM202 47V46H201ZM35 48V47H34ZM77 48H75V46H74V49H77ZM102 48V47H101ZM119 48V50L117 51V49ZM27 49H28V47H27ZM26 49V50H27ZM37 50H38V48H36ZM36 49H34L35 50V52H36ZM49 49H50V47H49ZM80 49V48H79ZM19 50H20V48H19ZM23 50H24V47H23ZM34 50H33V52H34ZM48 50V49H47ZM100 50V49H99ZM196 50L197 51H199V53H201L200 52V48H199V50L196 48ZM256 50H257V48H256ZM25 51V50H24ZM24 51H18V52H21V56H22V59H21V56H20V53H18V55H19V57L20 58H17L18 60H19V63H20V65H19V63H18V65L19 66H21L22 64H24V59H23V56L24 57H26V54L27 53H29L30 54V50L27 52L26 51V53L24 54ZM32 51V50H31ZM45 51H46V49H45ZM49 51V50H48ZM61 51V50H60ZM71 51V50H70ZM69 51V52H70ZM23 52V53H22ZM42 52V51H41ZM44 52V51H43ZM68 52V51H67ZM66 52V53H67ZM68 52V53H69ZM222 52V51H221ZM232 52H233V50H232ZM252 52V51H251ZM8 53H10V54H12V55H9ZM32 53V52H31ZM39 53V52H38ZM38 53H37V55H38ZM63 56H64V54L62 53V51L60 52ZM65 53V57H66V54ZM71 53V52H70ZM108 53V52H107ZM110 53V52H109ZM114 53H110V54H114ZM260 53V52H259ZM28 54V55H29ZM35 54V53H34ZM102 54V53H101ZM110 54H108V56H110ZM234 54H236V50L234 51ZM17 55V56H18ZM32 55V54H31ZM36 55V54H35ZM69 55V54H68ZM105 55V54H104ZM107 55V54H106ZM203 55V54H202ZM10 56H14L13 55V52L11 53L10 51H5V52H3L1 49H0V75L2 76H8V75H10L11 74V72H12V70H11V68H12V63H11V59H14V57L12 58V57H10ZM32 56H34V55H32ZM41 56V55H40ZM198 56H200V55H198ZM50 57V56H49ZM70 57V56H69ZM113 57V56H112ZM220 57H222L221 58V60H220V63H222V65L223 66H227L228 68H230V69H232L233 70V72H234V70H236V68H238V67H240V65L241 64H243V62L242 61H240V59H237V61H236V59H233L232 57H230L229 56V54H226V51H224V52H222V53H220V55H219V58ZM51 58V57H50ZM49 58V59H50ZM71 58V57H70ZM75 58V59H76ZM80 58V59H81ZM204 58H205V56H202V58H201V60L203 61L204 60ZM47 59H48V57H47ZM68 59V58H67ZM105 59V58H104ZM198 59H199V57H198ZM213 59H215V58H213ZM30 60V59H29ZM39 60V59H38ZM42 60V59H41ZM54 60V59H53ZM109 60V59H108ZM112 60V59H111ZM114 60V59H113ZM76 61H77V59H76ZM170 61V60H169ZM246 61V60H245ZM53 62V61H52ZM74 62V61H73ZM80 62V61H79ZM111 62H113V61H111ZM160 62V64L159 63H156V65H158L159 64V66L162 64V63H164V62H162V61H159ZM162 62V63H161ZM168 62V61H167ZM167 62H166V64H167ZM173 62V61H172ZM16 63V64H17ZM26 63V62H25ZM68 63H69V60H68ZM70 63H72V62H70ZM170 63V62H169ZM173 63H175V62H173ZM173 63H172V66H173ZM246 63H248V62H246ZM77 64V63H76ZM79 64V63H78ZM81 64V63H80ZM80 64H79V67L81 68V66H80ZM171 64V63H170ZM210 64H214L213 62H211L210 61ZM28 65V64H27ZM31 65H32V63H31ZM75 64L73 63V67L75 68V66H74ZM155 65V66H156ZM163 65V64H162ZM164 65H165V63H164ZM222 65H220L219 67H218V70L219 71H221V66ZM245 65V64H244ZM23 66V65H22ZM18 67L17 65H16V68H17V70L19 69H21L22 70V68H24V66L23 67ZM33 66V65H32ZM71 66V65H70ZM70 66H69V68H70ZM153 66V65H152ZM165 66H167V65H165ZM165 66H161V68L162 67H164V68H168V67H165ZM248 66V65H247ZM175 67V66H174ZM242 67L244 68V67H246V66H243L242 65ZM26 68V67H25ZM24 68V69H25ZM36 68V67H35ZM42 68V67H41ZM41 68H39V69H41ZM60 68H61V66H60ZM151 68H154V67H151ZM249 68V69H248ZM248 70H250V68H252V67H250V66H248ZM259 68V67H258ZM263 68V67H262ZM38 69V68H37ZM39 69L37 70L38 72H39ZM53 69V68H52ZM79 69V68H78ZM81 69H83V68H81ZM171 69V68H170ZM247 69H244V70H246V71H248ZM255 69H257L256 67H255ZM32 70V69H31ZM43 70V69H42ZM41 70V71H42ZM60 70V69H59ZM76 70V69H75ZM74 70V71H75ZM14 71V70H13ZM52 71V70H51ZM70 71V70H69ZM78 70H76V72H77ZM83 71V70H82ZM151 71H152V69H151ZM150 71V72H151ZM252 71V70H251ZM251 71H250V73H251ZM256 71H258V70H256ZM15 72H17L16 70H15ZM15 72H12V73H14L15 74ZM35 72V71H34ZM149 72V71H148ZM20 73V72H19ZM18 72H17V75L19 74ZM24 73H26V71L24 72ZM30 73H31V71H30ZM53 73V72H52ZM74 73V72H73ZM73 73H70V74H72L73 76H74V74ZM80 73V72H79ZM262 73V72H261ZM22 74V73H21ZM49 74H50V72H49ZM81 74V73H80ZM84 74V73H83ZM86 74V73H85ZM148 74V75H147ZM233 74V73H232ZM16 75V76H17ZM30 75V74H29ZM33 75V74H32ZM72 75H70V76H72ZM77 75H79L78 73H77ZM82 75V74H81ZM80 75V76H81ZM22 76H23V74H22ZM50 76V75H49ZM72 76V77H73ZM80 76H77V77H80ZM83 77H84V75H82ZM81 76V77H82ZM148 76H150V77H148ZM217 76H219V75H217ZM31 77V76H30ZM36 77V76H35ZM34 76H33V78H35ZM51 77V76H50ZM53 77V76H52ZM75 77V76H74ZM1 78V77H0ZM38 78V77H37ZM47 78H49V77H47ZM30 79V78H29ZM150 79V80H149ZM34 80V79H33ZM37 80V79H36ZM39 80H40V78H39ZM46 80V79H45ZM23 81V80H22ZM22 81H21V83H22ZM75 81V80H74ZM2 82V81H1ZM26 82V81H25ZM39 82V81H38ZM157 82H160V81H157ZM156 82V83H157ZM19 83V82H18ZM27 83V82H26ZM37 83V82H36ZM40 83H41V81H40ZM30 84V83H29ZM32 84H33V81H32ZM74 85V83H70L69 85ZM75 84H76V81H75ZM79 84H80V82H79ZM159 84V83H158ZM26 85V84H25ZM40 85H43V84H40ZM81 85V84H80ZM80 85H78V86H80ZM157 85V84H156ZM160 85V84H159ZM0 86H2L1 84H0ZM10 86H11V84H10ZM18 86V85H17ZM77 86V85H76ZM155 86V87H154ZM25 86L23 85L22 86V88H24ZM37 87V86H36ZM2 88H4V87H2ZM12 88V87H11ZM15 88H17V87H15ZM19 88V87H18ZM21 88V87H20ZM25 88H28V87H25ZM25 88H24V90H25ZM34 88V87H33ZM82 88V87H81ZM14 89V88H13ZM30 89V88H29ZM28 89V90H29ZM38 89V88H37ZM43 89V88H42ZM5 90V89H4ZM7 90H8V88H7ZM17 90V89H16ZM23 89H21V91H22ZM24 90H23V92H24ZM28 90H26V92H24V93H26L27 94V91ZM35 90V89H34ZM80 90V89H79ZM1 91H2V89H1ZM30 91L31 90H29V92L28 93H30ZM9 92V91H8ZM11 92H13V90H11ZM32 92V91H31ZM39 92V91H38ZM46 92V91H45ZM148 92H149V94H148ZM10 93V92H9ZM40 93H41V91H40ZM148 94V95H146V98L148 97V102H146L147 100H142L141 99V101H139L138 100V98L142 95V94ZM164 93H168V94H171V96L170 97H166L165 95H164ZM14 94V93H13ZM177 94H179L180 96H178ZM193 94V95H192ZM197 94L198 95H200V92L198 91L197 92ZM3 95V94H2ZM8 95H11V94H8ZM20 95H21V93H20ZM32 95H33V92H32ZM5 96V95H4ZM36 96V95H35ZM39 96H40V94H39ZM175 96H178L177 98L175 97ZM8 96L6 95V97L5 98H7ZM5 98H3V99H5ZM39 98V97H38ZM145 98V99H146ZM34 99V98H33ZM36 99V98H35ZM42 99V98H41ZM6 100V99H5ZM14 100V99H13ZM12 100V101H13ZM17 100H18V98H17ZM30 100V99H29ZM11 101V102H12ZM9 102V101H8ZM15 102V101H14ZM28 101H26V103H27ZM31 102V101H30ZM35 102H37V101H35ZM41 103L43 102V101H40ZM136 102H139L138 104H137V106L138 107H136V108H138V109H140V110H138V112L137 111H134V110H131L130 108H132V106L134 105H136ZM175 102H177V103H181L182 104V106H183V104L185 105V106H187V108L186 107H179V106H176V107H171V106H169L167 103H175ZM7 103V102H6ZM5 103V104H6ZM21 103V102H20ZM23 103H24V101H23ZM32 103V102H31ZM144 103V104H143ZM146 103H149V105H146ZM25 104V103H24ZM35 104V103H34ZM37 104V103H36ZM16 105V104H15ZM21 105H23V104H20V106ZM27 105V104H26ZM40 105V104H39ZM38 104H37V106H39ZM86 105V106H87ZM195 105H197V107L195 106ZM2 106H3V104H2ZM5 106V105H4ZM17 106V105H16ZM19 106V107H20ZM35 106V105H34ZM33 106V107H34ZM37 106H35V108H37ZM91 106H94V107H91ZM102 106H100V108L102 107ZM109 106V107H108ZM18 107V106H17ZM18 107V108H19ZM29 107V106H28ZM31 107V106H30ZM40 107H41V105H40ZM13 108V107H12ZM44 108V107H43ZM57 108V107H56ZM87 108V107H86ZM103 108V107H102ZM105 108V107H104ZM103 108V109H104ZM107 108H105L104 110H106ZM103 109H101V110H103ZM210 109V108H209ZM219 109V108H218ZM220 109H222V108H220ZM225 109V108H224ZM18 110H21V109H18ZM25 110V109H24ZM58 110V109H57ZM111 110H113V111H115V109H111ZM187 110H188V112H187ZM212 110V109H211ZM260 110H262V109H260ZM259 110V111H260ZM12 111H13V109H12ZM31 111V110H30ZM100 111V110H99ZM110 111V110H109ZM124 111H126V113H125V115H124ZM213 111V110H212ZM42 112V111H41ZM202 112V111H201ZM206 112V111H205ZM211 112V111H210ZM40 113V112H39ZM44 113V112H43ZM102 113H104V111L102 112ZM101 113V114H102ZM110 113H111V111H110ZM116 112H112V114H111V116L113 115V114H115ZM119 113V111L117 112V114ZM154 113H157V115L159 116V122L157 121L156 122V120H155V122L154 123H152V124H150V126H147L148 128L150 127V128H155V129H158V130H156V132L154 131V133L153 134H145V133H148V132H145V131H147V130H144L143 128H144V125L146 124V122L149 124L150 122H148L147 120H145V119H147V118H149V117H151L152 116V114H154ZM198 113V112H197ZM196 113V114H197ZM204 113V112H203ZM14 114H16V113H14ZM40 114H42V113H40ZM56 114V113H55ZM58 114H60V113H58ZM58 114H56V115H58ZM101 114H100V116H101ZM106 114H109L108 112H106ZM116 114V116L118 117V115ZM199 114H201V113H198V115ZM205 114H207V113H205ZM205 114L203 115V117L205 116ZM214 114V116H216V114L215 113H213ZM221 114V113H220ZM240 114V113H239ZM19 115H21L20 113H19ZM110 115V114H109ZM197 115V117H199ZM202 115V114H201ZM212 115V114H211ZM241 115V114H240ZM255 115H257V114H255ZM41 116V115H40ZM43 116V115H42ZM41 116V117H42ZM103 116V115H102ZM124 116H126V117H124ZM236 116H238V115H236ZM235 116V117H236ZM19 117V116H18ZM61 117V116H60ZM105 117H107V116H105ZM104 117V118H105ZM110 117V116H109ZM108 117V118H109ZM115 117V116H114ZM206 117V116H205ZM208 117V116H207ZM212 117H213V115H212ZM243 117V116H242ZM241 117V118H242ZM246 117V116H245ZM258 117V116H257ZM256 117V118H257ZM54 118H55V115H54ZM103 118V119H104ZM110 118H112V117H110ZM116 118V117H115ZM122 118V119H123ZM201 118V117H200ZM199 118V119H200ZM239 118V117H238ZM246 118H248V117H246ZM101 119V118H100ZM107 119V118H106ZM114 119V118H113ZM152 119V118H151ZM198 119V121H200ZM210 119H211V117H210ZM209 119V120H210ZM213 119V118H212ZM234 119H236V118H234ZM233 119V120H234ZM244 119V118H243ZM251 119V118H250ZM249 119V120H250ZM57 120H58V118H57ZM149 120H150V118H149ZM154 120H150V121H154ZM203 120V119H202ZM201 120V121H202ZM214 120V119H213ZM218 120V119H217ZM241 120V119H240ZM245 120V119H244ZM243 120V121H244ZM248 120V121H249ZM17 121H18V119H17ZM37 121V120H36ZM39 121V120H38ZM42 121H43V119H42ZM144 121H146V122H144ZM229 121V120H228ZM227 121V122H228ZM242 121V120H241ZM240 121V122H241ZM247 121V122H248ZM253 121V120H252ZM257 121V120H256ZM41 122V121H40ZM39 122V123H40ZM55 122V121H54ZM53 122V123H54ZM59 122H60V119H59ZM197 122V121H196ZM212 122V121H211ZM230 122H232L231 120H230ZM239 121H238V123H240ZM255 121H253V123H254ZM259 122V121H258ZM263 122V121H262ZM43 122H41V124H42ZM61 123V122H60ZM60 123H58L57 125L58 126H54V127H56L57 129H61L64 133H65V130H64V128L62 129V128H58L59 126H61V125H59ZM210 123V122H209ZM3 124V123H2ZM20 124V123H19ZM40 124V125H41ZM49 124H50V121H49ZM121 124V123H120ZM211 124V123H210ZM215 124V123H214ZM237 124V123H236ZM13 125V124H12ZM39 125V126H40ZM51 125V124H50ZM49 125V126H50ZM113 125L115 126L116 124H114L113 123ZM112 125V126H113ZM118 125H119V123H118ZM216 125V124H215ZM228 125H230V124H228ZM238 125V124H237ZM242 125V124H241ZM246 125V124H245ZM248 125H250L249 123H248ZM35 126H37L36 124H35ZM39 126H38V129L36 130V128H35V130L38 132V133H40L41 132V134L43 133L42 131H40L39 130ZM45 126V124L43 125V126H40L41 128H43ZM113 126V127H114ZM146 126V125H145ZM199 126V125H198ZM213 123L211 124V129H213V130H215L214 128H213ZM2 127V126H1ZM113 127H111V128H113ZM120 127V126H119ZM207 127H209V126H207ZM228 127V126H227ZM3 128V127H2ZM19 128H21V127H19ZM149 128V129H150ZM231 128H232V126H231ZM230 128V129H231ZM234 128V127H233ZM232 128V129H233ZM237 128H239V126L237 127ZM237 128H235V129H237ZM244 128V127H243ZM262 128V127H261ZM51 129V128H50ZM49 129V130H50ZM121 129V128H120ZM148 129V130H149ZM206 129V128H205ZM205 129H204V131H205ZM3 130V129H2ZM1 130V128H0V132H1V134L3 135L4 133H2L3 131ZM43 130H45V129H43ZM52 131L50 132V133H52L53 132V129H51ZM56 130V129H55ZM60 130V131H61ZM111 130V129H110ZM113 130V129H112ZM209 130V129H208ZM219 130V129H218ZM241 130V129H240ZM244 130V129H243ZM242 130V131H243ZM35 131V132H36ZM40 131V132H39ZM46 131V130H45ZM45 131H44V133L42 134V136H44L46 133H45ZM59 131V130H58ZM59 131V132H60ZM62 131H61V133H62ZM106 131V130H105ZM105 131H103L104 133H106ZM115 131V130H114ZM121 131H122V129H121ZM121 131L119 130V133H120V137L119 138H121ZM207 131V130H206ZM220 131H221V129H220ZM228 131H229V128H228ZM231 131V130H230ZM238 131V130H237ZM245 131V130H244ZM252 130H250V132H251ZM263 131V130H262ZM34 132V131H33ZM46 132H48V130L46 131ZM108 132V131H107ZM118 132V131H117ZM208 132V131H207ZM211 132V131H210ZM210 132H209V135H210ZM54 133H57L56 131H54ZM54 133L53 134H51V135H54ZM111 132H109V134H110ZM115 132H113L112 131V133L110 134L112 137H114V134ZM217 133H218V131H217ZM232 133H233V131H232ZM240 133V132H239ZM242 133H245V132H242ZM252 133V132H251ZM260 133H262V132H260ZM11 134V133H10ZM60 134V133H59ZM103 134V133H102ZM101 134V135H102ZM109 134H107L106 133V136H108ZM214 133H212V135H213ZM215 134H216V131H215ZM219 134V133H218ZM217 134V135H218ZM230 134V132L229 133H227L226 135H229ZM63 135V134H62ZM104 136H105V134H103ZM220 135V134H219ZM231 135V134H230ZM239 135V134H238ZM243 135H245V134H243ZM9 136V135H8ZM11 136V135H10ZM9 136V137H10ZM32 136V135H31ZM40 136V135H39ZM47 136H50V134H47L46 136H44V137H47ZM59 136V135H58ZM57 136V137H58ZM111 136H109V137H107L108 139H110V138H112ZM200 136H202V134L200 135ZM242 136V135H241ZM241 136H239V137H241ZM260 136H263V135H260ZM2 137V136H1ZM8 137V138H9ZM16 137V136H15ZM53 137V136H52ZM54 137H56V135L54 136ZM53 137V139H54V142H55V140H57V139H55ZM56 137V138H57ZM61 137H63L62 139H63V141H64V139H65V137L64 136H61L60 135V139H61ZM79 137V138H80ZM99 139H98V138ZM115 137H116V135H115ZM215 137H218V136H216L215 135ZM228 137V136H227ZM251 138H253L252 136H250ZM249 137V138H250ZM257 137V136H256ZM14 138V137H13ZM49 138V137H48ZM50 138H51V136H50ZM82 138H80V139H82ZM103 138V137H102ZM101 138V139H102ZM118 138V137H117ZM7 139V138H6ZM15 139V138H14ZM16 139H17V137H16ZM33 139V138H32ZM35 139H36V137H35ZM43 139V138H42ZM41 139V136H40V139L39 140H42ZM46 139V138H45ZM84 139V140H85ZM236 139V138H235ZM240 139H242V138H240ZM247 139V138H246ZM245 139V140H246ZM5 140V139H4ZM9 140H11V137L9 138ZM8 140V143H10V141ZM13 140V139H12ZM34 140V139H33ZM51 140H52V138H51ZM50 140V141H51ZM83 140V139H82ZM103 140L105 141V139L103 138ZM103 140H102V143H103ZM111 140V139H110ZM113 140V139H112ZM116 140V139H115ZM229 140V139H228ZM233 139H231V140H229V141H232ZM245 140H243L244 142H245ZM256 140V139H255ZM1 141V140H0ZM6 141V140H5ZM35 141V140H34ZM36 141H38V139H36ZM35 141V142H36ZM43 141H45V140H42V142ZM47 141H49V140H47L46 139V145H49V143H47ZM59 141V140H58ZM63 141H62V143H63ZM117 141V140H116ZM116 141H114V143L116 142ZM121 141V140H120ZM145 141H149V142H152V143H155V144H157L158 146L156 147V148H148V149H140V148H142V147H140V145L142 144V143H144ZM2 142V141H1ZM0 142V143H1ZM4 142V141H3ZM7 142V141H6ZM14 142V141H13ZM32 141H30V143H31ZM57 142V141H56ZM118 143H119V141H117ZM254 142V141H253ZM7 143V144H8ZM12 143V142H11ZM38 143V142H37ZM39 143H41V141L39 142ZM45 143V142H44ZM44 143H41V146H39L40 144H38V146L39 147H46V145L44 144ZM107 143H109L108 141H107ZM110 143H112V142H110ZM229 143V142H228ZM238 143V142H237ZM241 143V142H240ZM250 143V142H249ZM248 143V144H249ZM261 143V142H260ZM264 143V142H263ZM3 144H5V143H3ZM42 144L43 145H45V146H42ZM51 144H52V142H51ZM50 144V146L51 147H47L48 149H50L49 151H53V150H55L53 147H52V145ZM58 144H61V141H59V143ZM121 144H119L118 146H120L121 147ZM232 144H233V142H232ZM246 143H243V145H245ZM252 144V143H251ZM9 145V144H8ZM54 145H56V147H60V146H57V144H55L54 143ZM104 145V144H103ZM113 145V144H112ZM230 145V144H229ZM229 145H227V147L229 146ZM234 145V144H233ZM250 145V144H249ZM22 146V145H21ZM105 146H110L109 144L108 145H106L105 144ZM246 146H248V145H246ZM245 146V147H246ZM255 146H257V145H255ZM2 147V146H1ZM7 147H10V146H7ZM6 147V148H7ZM31 147H34V146H31ZM36 147H37V145H36ZM140 147V148H139ZM231 147V146H230ZM236 147V146H235ZM245 147H243V148H245ZM260 147H261V145H260ZM5 148V147H4ZM4 148H2V149H4ZM6 148L4 149V150H6ZM47 148H45L46 149V152H48L47 151ZM96 148V149H95ZM106 148V147H105ZM109 148V147H108ZM112 148V147H111ZM247 148H249V146L247 147ZM264 148V147H263ZM9 149V148H8ZM7 149V150H8ZM41 148H39L38 149V151L40 150ZM44 149V148H43ZM43 149H41V150H43ZM115 149V148H114ZM229 149V148H228ZM251 149V148H250ZM256 149H257V147H256ZM256 149H254V150H256ZM258 149H260V148H258ZM3 150V151H4ZM9 150H11V148L9 149ZM34 150H36L37 151V149L35 148ZM40 150V153H43L42 151ZM58 151H59V149H57ZM119 150H121V152L119 151ZM238 150H240V148H238ZM247 150V149H246ZM1 152H2V150H0ZM32 151H33V149H32ZM44 151V150H43ZM89 151V152H88ZM126 151H127V153H126ZM145 151H149L148 153H143V152H145ZM231 151V150H230ZM229 151V152H230ZM249 151V150H248ZM248 151H246V153L248 154ZM251 151H253L252 149H251ZM262 151V150H261ZM0 152V153H1ZM7 152V151H6ZM5 152V153H6ZM19 152V151H18ZM24 152H25V150H24ZM23 152V153H24ZM35 152V151H34ZM54 152V151H53ZM61 152V151H60ZM123 152H125L124 154H125V156H124V154H122L121 155V153H123ZM200 152V151H199ZM236 152V151H235ZM240 152H241V150H240ZM239 152V153H240ZM244 152V151H243ZM256 152L257 153H259L258 152V150H256ZM4 153V152H3ZM4 153V154H5ZM15 153H16V151H15ZM31 153V152H30ZM29 153V154H30ZM232 153V152H231ZM242 153V152H241ZM4 154H2V156L0 155V159H1V162L3 161V162H6L7 163V161L6 160H3V159H5L6 157V159H8V156H6V155H4ZM27 154V153H26ZM26 154H24L25 156H27ZM34 153L32 152V155H33ZM48 154V153H47ZM54 153H52V155H53ZM56 156L58 157V156H60V155H62V154H60V153H58V152H56ZM58 154H60V155H58ZM253 154V153H252ZM256 154V153H255ZM255 154H253L254 156H255ZM261 154L262 153H260V156H261ZM264 154V153H263ZM262 154V155H263ZM16 155V154H15ZM18 155H20L19 153H18ZM23 155V154H22ZM21 155V156H22ZM31 155V156H32ZM43 155V157H44V154H42ZM49 155V154H48ZM55 155V154H54ZM90 155V156H91ZM119 155V154H118ZM193 155V154H192ZM192 155H190L189 153H185L184 155H183V157L184 158H186V160H187V163H190V164H192V162H193V159L195 158V157H197V156H192ZM199 155H201V154H199ZM230 155V154H229ZM233 155V154H232ZM6 156V157H5ZM20 156V158H22ZM39 158H40V156L41 155H37ZM55 156V157H56ZM99 156V155H98ZM98 156H97V158H98ZM234 156V155H233ZM240 156H243V155H240ZM247 156V155H246ZM251 156V155H250ZM254 156H253V158H254ZM256 156H258V154H256ZM14 157V156H13ZM19 157V156H18ZM33 157H34V155H33ZM42 156H41V158H43ZM201 157V156H200ZM199 157V158H200ZM228 157V156H227ZM244 157V156H243ZM259 157V156H258ZM257 157V158H258ZM28 158H29V156H28ZM91 158V157H90ZM108 158H110V157H108ZM231 157H229V159H230ZM235 158V157H234ZM251 158H252V156H251ZM11 159H12V157H11ZM16 159L17 158H15V161H16ZM33 159H35V158H33ZM140 159H144L145 160V162L143 163V161H141V162H138L137 160H140ZM244 158H242V159H240V161L242 162V160H243ZM247 159L250 161V159H249V156L247 157ZM261 159H262V157H261ZM25 160V159H24ZM31 160H32V158H31ZM36 160H37V158H36ZM36 160H35V163H36ZM42 159H40V161H41ZM196 160V159H195ZM235 160H236V158H235ZM245 160V159H244ZM9 161V163H7V165H10L9 167L6 165V163H1V169H4V167H6V170H8V168H9V173L11 172V170L13 169V171L15 172V170L16 169H18V168H15V167H13L12 166V168L10 169V167H11V165H13L12 164V162H13V159H12V162H11V160L9 159L8 160ZM19 161V160H18ZM17 161V162H18ZM27 161V160H26ZM39 161V160H38ZM38 161H37V163L36 164H38ZM196 161H198V160H196ZM255 160H253V162H254ZM264 161V160H263ZM31 162V161H30ZM44 161V159H43V163H42V161L41 162H39V163H42V164H40L41 166L43 165V164H46L47 162H45ZM201 162V161H200ZM199 161L197 162V164L198 163H200ZM239 162V161H238ZM256 162H257V160H256ZM20 163V165L22 166V165H24V163H22L21 164V162H18V164ZM202 163V162H201ZM201 163L198 165V166H200L201 165ZM247 163H249V162H247ZM250 163H252V162H250ZM258 163V162H257ZM259 163H261V162H259ZM259 163L257 164V165H259ZM14 164H15V162H14ZM25 164H28V161H27V163L25 162ZM33 164H34V162H33ZM54 164H55V166L57 165L58 166V168L59 167H62V166H59L58 165V161L56 160V161H54ZM186 164V163H185ZM237 164H239V163H237ZM262 165H263V163H261ZM112 165V166H111ZM203 165V164H202ZM235 165V164H234ZM15 166H16V164H15ZM34 166H36L35 164H34ZM41 166H39L38 165V167H40V168H42ZM44 166H46L47 167V165H44ZM111 166V167H110ZM238 166H240V164L238 165ZM246 166H248V165H245V167ZM255 166V165H254ZM261 166V165H260ZM22 167H24V166H22ZM33 167V166H32ZM45 167V168H46ZM74 167L75 166H73V165H69L68 164V168L69 169H74ZM183 167H184V165H183ZM231 167H232V165H231ZM237 167V166H236ZM241 167V166H240ZM240 167H238V169H240ZM257 167V166H256ZM20 168V167H19ZM27 168H29V167H27ZM40 168H39V171H44L45 172V174L47 173V172H49V171H45V170H40ZM44 168V169H45ZM56 169H58L57 167H55ZM197 168H199V167H197ZM248 168H250V167H247V169ZM23 169V168H22ZM21 169V170H22ZM114 169V170H113ZM256 170H257V168H255ZM255 169H254V171H255ZM19 170V169H18ZM30 170H31V168H30ZM37 172H38V169H37V166H36V169H35ZM112 170V171H111ZM115 170H117V171H115ZM127 170V171H126ZM162 170L163 171H166V174H165V176H166V181H167V184L166 185H168V187H166L165 186V188L163 187V186H159V187H156L155 185H153V183H151V181H150V177H154L155 175H156V173H161L162 172ZM253 170V169H252ZM251 170V172H253ZM8 171H7V173H8ZM25 171V172H26ZM32 171V170H31ZM101 173H100V172ZM108 171V172H107ZM109 171H111V172H109ZM113 171H114V175H115V177H113V178H110L111 180H113V181H111L109 178H108V173L109 174H111V173H113ZM243 171H245V170H243ZM250 171V170H249ZM13 172V173H14ZM24 172V171H23ZM34 172V171H33ZM32 172V173H33ZM41 172V173H42ZM106 172V173H105ZM122 172V173H121ZM237 172V171H236ZM247 172V171H246ZM257 172V171H256ZM2 173H5V172H3L2 171ZM8 173V174H9ZM12 173V175L14 176V174ZM19 173V172H18ZM22 173V172H21ZM39 173V172H38ZM96 173H99V174H96ZM130 173V172H129ZM128 173V174H129ZM188 173V172H187ZM241 173V172H240ZM240 173H239V176H240ZM24 174V173H23ZM48 174V173H47ZM117 174V175H116ZM244 174V173H243ZM2 175V174H1ZM7 175V174H6ZM16 175H17V173H16ZM19 175V174H18ZM20 175H22V174H20ZM25 175V176H26ZM42 175H44V174H41V176ZM95 175H98L97 177L95 176ZM249 175V174H248ZM253 175H254V173H253ZM256 175H258V174H255V177H256ZM9 176L10 175H8V178L7 179H9ZM12 176V177H13ZM23 176V175H22ZM21 176V177H22ZM26 176V177H27ZM45 177H46V175H44ZM131 176V175H130ZM250 176V175H249ZM260 178H262L263 176H262V174L261 175H258ZM11 176H10V178H12ZM15 177V176H14ZM13 177V178H14ZM18 177V176H17ZM38 177L39 178H41L39 175H38ZM99 177V178H98ZM110 177V176H109ZM118 177H119V175H118ZM129 177V176H128ZM139 177H141L140 179H139ZM215 177H217V176H215ZM241 177V176H240ZM244 177H246V175L244 176ZM253 177V176H252ZM255 177H254V179H255ZM3 178V177H2ZM12 178V179H13ZM25 178V177H24ZM122 178H123V175H122ZM134 178V179H133ZM242 179H243V177H241ZM246 178H248V177H246ZM250 178V180H251V177H249ZM11 179V180H12ZM18 179V178H17ZM21 179V178H20ZM124 179V178H123ZM127 179V178H126ZM220 179V178H219ZM242 179H240L239 178V180H241L242 181ZM11 180H6V178H5V181L6 182H8L9 184H11L10 183V181ZM25 180V179H24ZM27 180V181H28ZM38 180H40V179H38ZM94 180H98L95 184L93 183L94 182ZM115 180V181H114ZM216 180V179H215ZM257 179H255V181H256ZM258 180L260 181V179L258 178ZM262 180H264V179H262ZM0 181L1 182H4V180H1V177H0ZM14 181V180H13ZM22 181V180H21ZM31 181H30V183H31ZM111 181V182H110ZM120 181H121V179H120ZM123 181V180H122ZM130 181V180H129ZM131 181V182H132ZM137 181V180H136ZM247 181V180H246ZM249 181V180H248ZM255 181H254V183H255ZM113 182H116L115 184H117V185H113ZM130 182V183H131ZM216 183V181H214L213 180V183ZM251 182V181H250ZM249 182V183H250ZM262 182V181H261ZM264 182V181H263ZM23 183V182H22ZM49 183V182H48ZM112 185H111V184ZM213 183H210V185L211 184H213ZM251 183H253V181L251 182ZM253 183V184H254ZM5 183H3V185H4ZM120 184V185H121ZM132 184V183H131ZM152 186V187H150V185ZM219 185V182L218 183H216V185ZM256 184V183H255ZM258 184V183H257ZM0 185H1V183H0ZM8 185V184H7ZM31 185V186H32ZM149 186V187H146V186ZM9 186V185H8ZM32 186V187H33ZM99 186V187H98ZM132 186V188L134 187L133 185H131ZM170 186H171V188H170ZM248 186H250L251 187V184L250 185H248ZM247 186V187H248ZM257 186V185H256ZM256 186H253V187H255V189H257V193H258V188H260V186L258 187H256ZM2 187V186H1ZM5 187H7L6 186V184L4 185V188ZM42 187L40 188V189H42ZM163 187V188H162ZM173 187V188H172ZM214 187V186H213ZM219 187H220V185H219ZM250 187H248V188H250ZM253 187H251V189H248V190H252V188ZM3 188V187H2ZM2 188H1V190H2ZM8 188V187H7ZM31 188V187H30ZM29 188V189H30ZM124 188V187H123ZM188 189H190V190H188V192L187 193H185L184 191H187L186 190V187L184 188V187H180V188H176L177 190H176V192L178 193V191L180 190V189H185V190H182V192H181V190L179 191L180 193H182L181 195H179V196H181V198H180V200H182V202H181V204L180 203H177V204H175V205H179V206H177V207H179V208H181V209H177L176 207V210H171L170 209V207H169V205H171L170 204V202H169V200L166 198V200L169 202V205H168V203H167V205H168V207L166 206V208L164 209V208H162L161 206H163L162 204L160 205H158V203L157 204H155L156 202H157V199H158V201H160L161 199H160V197H161V194L159 195L158 194V192H157V194L160 196V197H155V198H157L156 200H155V203H153V204H150L149 205V203L150 202H148V200H150V199H152L153 200V198H148L147 199V202H148V206L150 207L151 205H152V210L153 211H157V214L159 215L158 216V218L159 217H162L161 215H163V214H165L166 213V216H167V218H165L164 216V221L166 222L165 224H164V221L162 222L163 223V225H164V228L162 229V228H160V226L161 227H163L162 226V224H159L158 223V221H160V218H159V220H158V218H157V223H156V227H155V225H154V230H152V232H154L153 234H152V236L150 235V233H149V237H151V239H155V237H153V236H156V238L158 237L159 238V235L161 234L162 235V233H163V238H165V239H167V243H166V245H167V250H168V252H167V255H168V257H166L167 259L169 258V256H171V260L170 259H168V261L166 260L165 262V264H170V263H174V262H176L177 263V261L175 260L174 262H173V257L175 258V256H176V254L179 252V251H177V250H179V249H182L183 248V250H180L181 252H179L177 255H179V254H181V257H178V260H179V263L180 264H192L191 262L194 260V261H196V262H194V263H198L197 261H200V262H202L200 259L202 258H199V260H198V257H196L197 255H195V254H199V255H201V256H205L204 258H206V260L208 259L209 261L211 260V262H212V264L214 263V264H264V211L262 212L261 211V209H260V206H261V208L263 207L261 204H263V200L264 199H262V202H260L259 204H258V202L260 201V199H259V201L257 202V200H255L254 202H257V206H259V211L258 212H255L254 214L252 213L251 215L250 214H248L250 211H248V213L246 212V214L244 215L245 216V218H244V221H245V224H243V226L245 227H243L242 226V224H241V226H242V231L241 230H239L240 231V233L242 232V237H241V239H242V241L240 240V242H237V241H235V235H233L232 237H231V240L229 239V235H228V230H229V228L228 227H219V228H211L210 226V224H212V223H207V224H209L210 226H209V228H208V225L206 224V223H204L205 225H202L203 224V222H205L206 220H205V218L208 220V215L211 217V214L213 215V213H209V210H211V207H212V205L215 203L216 204V202H214L213 201V192H212V189H210V188H208V187H193L192 189H191V187H187ZM216 188V187H215ZM261 188H262V186H261ZM34 189V188H33ZM73 189V190H74ZM120 189V188H119ZM122 189V188H121ZM179 189V190H178ZM218 189H221V188H217V189H215V190H218ZM254 189V188H253ZM7 190V189H6ZM8 190H11V188L10 189H8ZM13 190V189H12ZM11 190V192H13ZM93 191L94 193H92L91 191ZM97 190V191H96ZM103 190H104V192H103ZM144 190H146V191H144ZM150 190V191H149ZM169 190V191H168ZM214 190V189H213ZM214 190V191H215ZM247 190V191H248ZM2 191H4V190H2ZM37 191H35V192H37ZM118 191V192H117ZM190 191V192H189ZM8 192V191H7ZM11 192L9 191V193H10V195H11ZM31 192V191H30ZM32 192H33V190H32ZM131 192V191H130ZM167 192V193H166ZM173 192V191H172ZM183 192H184V195H183ZM261 193H262V190L260 191ZM259 192V193H260ZM34 193V192H33ZM82 193V197H85L86 196V198H83V201L82 202H80L79 203V201H81V200H79L81 197L79 196L80 194ZM126 193H127V191H126ZM134 193H136V192H134ZM140 194H141V192H139ZM139 193H137L136 195H138ZM143 193H142V196H143ZM145 193V194H146ZM248 193L250 194V193H252V198H253V193H256L255 192V190L254 191H248ZM263 193H264V189H263ZM3 194V193H2ZM8 194V193H7ZM39 194V196H43L42 198L43 199H41L39 196H37ZM41 194V195H40ZM64 194V195H65ZM90 194V195H89ZM144 194V195H145ZM146 194V195H147ZM164 194V193H163ZM239 194H241V193H238L237 195L239 196ZM9 195V194H8ZM10 195H9V201L10 200H12V198H13V196H15L16 195V193L12 196L11 195V199H10ZM84 195V196H83ZM87 195H89V197L87 196ZM99 195V196H100ZM145 195V197L147 198V196ZM153 195V194H152ZM172 195V194H171ZM176 194H174V196H175ZM183 195V196H182ZM251 195V194H250ZM261 196H262V194H260ZM264 195V194H263ZM27 196V195H26ZM25 196V197H26ZM33 196V195H32ZM32 196H31V199L33 200V198H32ZM37 196V197H36ZM75 196V197H74ZM77 196H79V198H78V200H77ZM94 196V195H93ZM98 196V195H97ZM103 196V195H102ZM141 196V195H140ZM139 196V197H140ZM142 196L140 197V199H139V201H138V198H137V201L138 202H140V200H141V198H142ZM154 196H155V194H154ZM174 196H173V198H174ZM190 196H191V199H193L192 201H191V203L190 202H188L187 200L188 199H190ZM241 196H243L242 194H241ZM240 196V197H241ZM255 196V195H254ZM0 197H1V195H0ZM7 197V196H6ZM16 197V196H15ZM52 197H53V199H52ZM95 197V196H94ZM169 197H170V195H169ZM178 197V196H177ZM176 197V200L178 199ZM256 197H259L258 195L256 196ZM71 198H69V200L71 199ZM75 198H76V200H75ZM89 198V199H88ZM104 198L106 199V197H101V199H103L104 200ZM163 198H164V195H163ZM162 198V199H163ZM221 198H225V197H221ZM243 198V197H242ZM260 198V197H259ZM5 199V198H4ZM15 199L16 198H14L13 199V201H11V202H14L15 201ZM30 199V200H31ZM50 199V200H49ZM55 199V200H54ZM84 199H86V200H84ZM95 199H96V197H95ZM94 199V200H95ZM98 199H99V197H98ZM108 199V198H107ZM132 199V198H131ZM135 199V198H134ZM143 199V198H142ZM234 199H236L237 200V198H234ZM6 200V199H5ZM21 200V199H20ZM20 200H18V201H20ZM29 200V199H28ZM31 200V201H32ZM44 200H46V199H44ZM62 200H64V201H62ZM76 201V202H74V201ZM109 200V199H108ZM120 200V201H119ZM122 200L124 201V202H122ZM225 200V199H224ZM223 200V201H224ZM243 200V199H242ZM242 200H241V202H242ZM0 201H1V199H0ZM4 201V200H3ZM7 201V200H6ZM16 201H17V199H16ZM17 201V202H18ZM31 201H30V203H31ZM37 201H35L34 203L36 204V202ZM52 201V202H53ZM91 201V200H90ZM99 201H101V200H99ZM115 201V202H114ZM118 201V202H117ZM133 201V200H132ZM136 201V200H135ZM136 201V202H137ZM142 201V200H141ZM145 200H143V202H144ZM154 201V200H153ZM216 201H218V199L216 200ZM222 201V202H223ZM253 201V200H252ZM10 202V203H11ZM17 202H15L14 204H12V205H16V203ZM25 202V201H24ZM33 202V201H32ZM56 202H57V204H56ZM97 202V201H96ZM95 202V203H96ZM103 202V201H102ZM121 202V203H120ZM127 202V201H126ZM135 202V203H136ZM137 202V203H138ZM142 202V203H143ZM188 202V203H187ZM219 202H220V200H219ZM222 202H220V203H218L219 204V206L218 207H220L221 208V206L223 205V204H225V203H223V204H221ZM253 202V203H254ZM33 203V204H34ZM64 203V204H63ZM67 203V204H66ZM91 203H93V204H95L94 202H93V200H92V202ZM101 203V202H100ZM100 203H96V204H100ZM108 203V202H107ZM106 203V204H107ZM134 203V204H135ZM146 203V202H145ZM152 203V202H151ZM163 203H165V202H163ZM174 203H176V202H174ZM173 203V204H174ZM252 203V204H253ZM38 204V203H37ZM66 204V205H65ZM76 204V205H77ZM90 204V203H89ZM92 204V205H93ZM95 204V205H96ZM101 204H104V202L103 203H101ZM110 204V203H109ZM115 204V205H114ZM166 204V203H165ZM217 204V205H218ZM220 204H221V206H220ZM227 204V203H226ZM241 204H243V202L241 203ZM249 204V203H248ZM248 204H246L247 205V207H248ZM254 204H256V203H254ZM0 205H2V204H0ZM19 205H22V202H21V204H19ZM56 205V206H55ZM124 205V204H123ZM123 205L120 207L121 209H122V207H123ZM137 205H139V204H137ZM136 205V206H137ZM144 204H141V206H140V209H141V207L143 206ZM146 205H147V203H146ZM264 205V204H263ZM6 206V205H5ZM56 208H55V207ZM98 206V205H97ZM112 206V205H111ZM117 206V205H116ZM125 206V205H124ZM131 205H129L128 207H130ZM155 206V207H154ZM157 206V207H156ZM165 206V205H164ZM163 206V207H164ZM216 206V205H215ZM241 206V205H240ZM251 206H253V205H251ZM250 206V207H251ZM254 206H256V205H254ZM1 207H3V206H1ZM25 207V206H24ZM86 207V206H85ZM103 207V206H102ZM106 207H107V205H106ZM105 207V208H106ZM113 207H112V209H111V207H110V210H112V212L110 211V213H109V210H108V208H106L107 210V216H113L112 218H111V220L110 221H114V222H116V220L114 219V216L116 215V212H114L116 209H113ZM133 206H131L130 207V209L132 208ZM147 207V206H146ZM158 207H160V208H158ZM171 207H172V205H171ZM207 207H209L208 208V213L206 214V212H207ZM228 207V206H227ZM250 207L248 208V209H250ZM50 208H48V210L50 209ZM90 208V209H89ZM119 208V207H118ZM135 208H137V207H135ZM219 208V210H221ZM225 209H227L226 207H224ZM224 208H222V209H224ZM242 208H243V205H242ZM1 209V208H0ZM62 209V210H61ZM87 209V208H86ZM124 209V208H123ZM130 209H128V211L130 212L131 210ZM144 209V208H143ZM142 209V210H143ZM149 209V208H148ZM147 209V210H148ZM173 209V208H172ZM216 209V208H215ZM224 209V210H225ZM243 209H246V208H243ZM243 209H242V211H243ZM258 209H256V211L258 210ZM264 209V208H263ZM262 209V210H263ZM2 210H4V211H6L5 210V208L3 209L2 208ZM1 210V211H2ZM63 210H66L65 211V215H64V211ZM120 210V209H119ZM125 210L126 209H124V211L122 212V213H124L125 212ZM134 210V209H133ZM139 210V209H138ZM142 210H139V211H142ZM145 210V209H144ZM164 210V211H163ZM85 211V210H84ZM127 211V210H126ZM152 211V212H153ZM211 211H214V210H211ZM210 211V212H211ZM241 211V212H242ZM46 212V213H47ZM79 212H83V211H79ZM128 212V213H129ZM133 212V211H132ZM137 212V211H136ZM151 211H150V213H152ZM223 212V211H222ZM241 212H239V214L241 213ZM1 213V212H0ZM86 213V212H85ZM88 213H86V214H88ZM121 213V214H122ZM125 213H127V212H125ZM134 213V212H133ZM133 213H131V214H133ZM144 213V212H143ZM149 213V214H150ZM40 214H42V212H40ZM48 214V213H47ZM113 214V215H112ZM120 214V213H119ZM130 214V215H131ZM142 214V213H141ZM157 214H155V215H157ZM215 214V213H214ZM221 214V213H220ZM228 214V213H227ZM2 214H0V216H1ZM43 215V214H42ZM124 215V214H123ZM127 215V214H126ZM216 215H218V214H216ZM215 215V216H216ZM243 215V214H242ZM105 216V215H104ZM128 216V215H127ZM126 216V217H127ZM134 216V215H133ZM138 216V215H137ZM136 216V218H138ZM142 216V215H141ZM152 216V215H151ZM153 216H154V214H153ZM207 216V217H206ZM215 216H212L213 217V219L211 220V221H213L214 219H216V218H214ZM3 217V216H2ZM30 216L28 215V218H29ZM99 217V218H100ZM117 218H120V217H118V216H116ZM121 217H122V215H121ZM132 217V216H131ZM140 217V216H139ZM175 217H177V218H175ZM217 217V216H216ZM219 217H221V216H218L217 218L218 219H220ZM6 218H8V217H6ZM27 218V220L29 221V219ZM84 218H86V220H84ZM123 218V217H122ZM129 218V220H128V222H127V219H125V217H124V219L126 220V222H125V220H124V222H125V224L127 223V225H128V228H129V230L128 231H130L129 233H127V232H124V233H127V236L126 235H124V238L125 239H131V237H132V239H134V242L137 240V238H135L136 236H138V239H140L141 238V236H142V232L144 231V227L145 226H143V228H142V232H141V236H140V238H139V235H140V233L139 234H137L136 236H135V234L133 233H131V231H133L132 230V227L133 226H135V224H136V222H134V221H130V217H128ZM135 218V217H134ZM147 218H148V216H147ZM151 218V217H150ZM175 218V219H174ZM225 218V217H224ZM243 218V217H242ZM53 219V220H52ZM112 219H114V220H112ZM132 219H133V217H132ZM140 219H142V218H140ZM146 219V218H145ZM155 219H156V217L154 216V221H155ZM166 219H168L167 221H166ZM176 219H178V220H176ZM1 220V219H0ZM5 220V219H4ZM24 221L26 220V219H23ZM119 220V219H118ZM134 220V219H133ZM144 220V219H143ZM148 220V219H147ZM6 221V220H5ZM10 221H11V219H10ZM48 221V222H49ZM101 221V220H100ZM110 221H107L108 223L110 222ZM153 221V220H152ZM174 221H176V222H174ZM177 221H178V224H177ZM219 221V220H218ZM217 221V222H218ZM243 221V220H242ZM241 221V222H242ZM12 222H15V221H12ZM20 222H22V221H20ZM31 222V221H30ZM52 222H54L53 224H52ZM90 222V221H89ZM98 220L97 221H93V222H90V227H92L91 229H93L95 226H100L101 227V225H103V224H100V222H99V225H98ZM107 222H106V224H107ZM123 222V221H122ZM133 223V226H132V223ZM138 222H139V220H138ZM140 222H141V220H140ZM161 222V221H160ZM207 222H210V219L207 221ZM216 222V223H217ZM26 223V222H25ZM24 223V224H25ZM32 223V222H31ZM96 223H97V225H96ZM103 223V222H102ZM119 223H121V221L119 222ZM118 223V224H119ZM130 223H131V228L129 227L130 226ZM135 223V224H134ZM144 224H145V222H143ZM147 223V225H148V222H146ZM177 225H176V224ZM202 223V224H201ZM213 223H214V221H213ZM215 223V224H216ZM18 224H19V222H18ZM55 224V225H54ZM82 224V223H81ZM105 224V225H106ZM109 224H111V223H109ZM116 224H117V222H116ZM123 224V223H122ZM140 223H138L137 224V226L139 225ZM153 224V223H152ZM150 225V228L152 229L153 228V225ZM5 225V226H4ZM19 225H21V224H19ZM44 225H46V224H44ZM73 225H75V226H77L78 227V229H75V227H73L72 228V226ZM86 225V224H85ZM127 225H120V227L122 228L123 226H127ZM141 225H142V223H141ZM214 224H212V226H213ZM6 226H7V228H6ZM24 226L26 227V228H24ZM31 226V225H30ZM29 226V227H30ZM42 226L40 225L39 227L40 228H42ZM51 226L53 227V229H51ZM104 226V225H103ZM152 226V227H151ZM178 226V227H177ZM215 226V225H214ZM217 226V225H216ZM23 227V228H22ZM47 227V226H46ZM89 227V228H90ZM116 226H114V228H115ZM142 227V226H141ZM239 227V226H238ZM237 227V228H238ZM9 228V229H8ZM36 228V227H35ZM40 228H38V230L37 231H43L42 229H40ZM55 228V229H54ZM98 228V227H97ZM102 228V227H101ZM108 228V227H107ZM111 228V227H110ZM113 228V227H112ZM117 228H119V226H117ZM125 228V227H124ZM139 228V227H138ZM147 228H149V227H147ZM240 228V227H239ZM30 229H32L33 230V227L32 228H30ZM37 229V228H36ZM46 229V230H45ZM140 229V228H139ZM159 229H162V233L160 232V230ZM236 229V228H235ZM11 230V231H10ZM95 230H97L96 228H95ZM99 230V229H98ZM104 230H107L106 229V227L104 228ZM115 230V229H114ZM123 230V229H122ZM135 230L137 231V229L135 228ZM146 230H148V231H151L150 229H146ZM146 230L143 232V235L144 234H146L147 232H146ZM159 230V231H158ZM163 230H165V231H163ZM244 230V231H243ZM10 232V233H7V232ZM17 231H18V233H17ZM124 231V230H123ZM123 231H122V233H123ZM135 231V233H138V232H136ZM238 231V230H237ZM14 232V233H13ZM16 232V233H15ZM32 232V231H31ZM46 232L44 233V235L46 234ZM51 232V231H50ZM81 233V235H83V236H81L80 235V233ZM90 233H95V231H92L91 232V230L89 231ZM97 232V231H96ZM100 232H101V230H100ZM102 232H103V230H102ZM107 232V231H106ZM108 232H111V230H109ZM118 232V231H117ZM134 232V231H133ZM146 232V233H145ZM42 233V232H41ZM87 234V236L89 235V236H91V234ZM93 233V235H95ZM98 233L99 232H97V235H98ZM156 233V235H154ZM160 233V234H159ZM240 233H239V235H240ZM15 234V235H14ZM26 234H28V232H26ZM99 234H101V233H99ZM113 234V233H112ZM119 234V233H118ZM159 234V235H158ZM21 235H24V234H21ZM43 235V236H44ZM109 235H111L110 233H109ZM133 235V236H132ZM146 235H148V234H146ZM145 235V236H146ZM160 235V236H161ZM238 235V234H237ZM238 235V236H239ZM53 236V237H52ZM63 236V237H62ZM100 235H98V237H99ZM101 236H105V235H101ZM107 236V235H106ZM115 237H116V235H114ZM126 236V237H125ZM22 237V236H21ZM83 237V238H84ZM97 237V236H96ZM153 237V238H152ZM56 240H55V239ZM87 238V237H86ZM92 238H95V237H92ZM117 238V237H116ZM143 238V237H142ZM146 238H148L147 236H146ZM157 238V239H158ZM161 238V237H160ZM163 238H161V239H163ZM53 239L55 240V241H53ZM63 239V240H64ZM91 238L89 237V240H90ZM105 238L103 237V240H104ZM131 239V240H132ZM145 238H143V240H144ZM153 239V241L151 240V242H154L155 240H157V239H155L154 240ZM164 239V240H165ZM88 240V239H87ZM112 240H113V237H112ZM124 240V239H123ZM140 240H142V239H140ZM60 241V243H59V245L60 244H62V245H60V246H65L66 247V245H70V244H66L65 242H61ZM92 241H94V239L93 240H91V241H89V243H91L92 244ZM100 241H101V239H100ZM106 241H107V239H106ZM109 241H111V240H109ZM146 241H149L148 242V244L147 243H145V246H143L142 247V250L140 249L141 247H139L140 245H136L137 244V241L135 242L136 244V246H135V248L136 247H138V250H141V251H138L137 249H136V251H135V249H134V247L132 246V245H134V243H133V240L132 241H124V246H122L121 248H120V250L118 251V253H117V255L115 256V258H111L112 260H109V258L107 257V259H101L103 256H101V258H100V260H99V258H98V262H100L99 264H136V261H137V258H139L142 254H144L143 256H141V257H145V259L144 258H142L143 260H141V262H139V260H140V258L138 259V262L139 263H143V262H145V264H146V262L147 261H151L153 258H154V255L155 254H153V252L151 253V251H153V249H151V247H152V244H155V242L156 243H158L157 241H155L154 243H151L150 245H149V243H150V240L149 239H147ZM209 241H211V242H214L213 243V245L211 246V245H208L209 243ZM261 241V243H263V244H260V245H258V242H260ZM104 242V241H103ZM129 242H131L130 244H129ZM140 242V241H139ZM102 243V242H101ZM140 243H142V242H140ZM39 244H41V246H38ZM76 244H78V243H76ZM75 244V245H76ZM88 244V243H87ZM128 244H129V246H128ZM132 244V245H131ZM159 244V243H158ZM59 245H58V247H59ZM79 245V247L81 246V249H82V245H81V243L80 244H78ZM85 245V244H84ZM103 245H104V243H103ZM143 245V244H142ZM157 244H155V246H156ZM92 246V247H91ZM132 246V248L134 249H132V250H130L129 249V247H131ZM150 248H149V247ZM158 246L160 247V245H157L155 248H158ZM195 246V247H194ZM209 246H211V247H209ZM13 247V248H12ZM18 247V248H17ZM64 247V248H65ZM76 246H74V248H75ZM144 247L146 248V249H144ZM187 247V248H186ZM188 247H191V249L194 247V250L192 249V251H189L188 252V250L187 249H189ZM9 248V247H8ZM49 248V249H48ZM60 248H62V247H60ZM96 248V249H95ZM115 248V247H114ZM149 248V249H148ZM161 248V247H160ZM178 248V249H177ZM186 248V250L184 251V249ZM195 248L197 249V248H199L198 249V251L197 250H195ZM12 249V250H11ZM53 249V250H52ZM116 249V248H115ZM151 249V250H150ZM190 249V250H191ZM54 250H58V251H54ZM59 250L62 252V254L61 255H58V254H60L59 253ZM98 250L96 251V253H95V251H93V255L91 254L90 256H92L91 258H93V257H95V256H99V255H96V254H98ZM144 250V251H143ZM147 250H148V252H147ZM149 250H150V252H149ZM161 250V249H160ZM163 250H165V249H162V251ZM115 251V250H114ZM183 251V252H182ZM196 251V252H195ZM64 252V253H63ZM142 254H141V253ZM191 252H194V253H191ZM85 253V252H84ZM103 254H104V252H102ZM101 253V254H102ZM155 253H156V251H155ZM160 253H161V251H160ZM160 253H158V257H159V254ZM83 254V255H82ZM94 254H95V256H94ZM141 254V255H140ZM148 255V257H147V255ZM152 256H151V255ZM157 254V253H156ZM163 254H165V251H164V253ZM192 254H194L193 256V259H192V261L191 262H187V263H185L186 262V260H187V258H188V255H192ZM59 256V257H57V258H55V256ZM75 255V256H74ZM106 255V254H105ZM54 256V257H53ZM67 256V257H66ZM107 256H109V254L107 255ZM156 256V255H155ZM180 256V255H179ZM182 256L184 257L183 259V261L182 262H180L181 261V259H179V258H182ZM84 257V256H83ZM82 257V258H83ZM104 257H106V256H104ZM112 257V256H111ZM152 257V258H151ZM157 257V258H158ZM161 257H163V256H160V258ZM86 258V257H85ZM84 258V259H85ZM90 258V259H91ZM148 258H150L151 260H147ZM191 258V257H190ZM189 258V259H190ZM194 258H196V259H194ZM95 259V258H94ZM156 259V258H155ZM176 259V258H175ZM186 259V260H185ZM189 259H188V261H189ZM147 260V261H146ZM157 260V259H156ZM156 260H152V261H156ZM202 260H203V258H202ZM205 260V259H204ZM205 260V261H206ZM207 260V261H208ZM81 261H83L84 262V260L82 259ZM151 261V262H152ZM158 261V260H157ZM160 261V260H159ZM78 262H80V263H78ZM88 262V261H87ZM199 262V264H202V263H200ZM204 262V261H203ZM91 263V262H90ZM138 263V264H139ZM149 263V262H148ZM147 263V264H148ZM160 263V262H159ZM176 263H174V264H176ZM210 263V262H209ZM84 264V263H83ZM88 264V263H87ZM96 264H98V263H96ZM151 264V263H150ZM153 264H155V263H153ZM156 264H158V263H156ZM208 264V263H207Z\"/></svg>","mask_w":264,"mask_h":264},{"label":"built area","instance_id":"3","mask_svg":"<svg viewBox=\"0 0 264 264\" xmlns=\"http://www.w3.org/2000/svg\"><path fill=\"white\" fill-rule=\"evenodd\" d=\"M236 3H237L236 0H230V1H229V4H230L231 6H234ZM159 81H160L159 84H162V83H163L161 80H159ZM143 104H144V103H143Z\"/></svg>","mask_w":264,"mask_h":264}]
</instances>
